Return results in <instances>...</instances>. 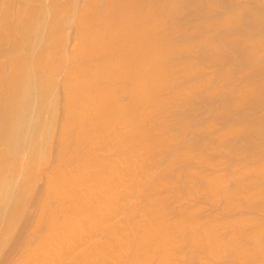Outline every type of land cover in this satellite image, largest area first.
<instances>
[{
	"label": "bare ground",
	"instance_id": "bare-ground-1",
	"mask_svg": "<svg viewBox=\"0 0 264 264\" xmlns=\"http://www.w3.org/2000/svg\"><path fill=\"white\" fill-rule=\"evenodd\" d=\"M73 1V0H71ZM68 0L67 1H63V0H0V57H5L6 59H4L6 65L8 66L9 70V74L7 76V78H4L2 75V71L1 69L3 70V68L6 66L3 65V63L0 64V67L3 65L2 68H0V126H1V129H0V211H2V215H0V231H1V225L5 228V232L3 231L2 234L4 233H8L11 229H6L9 225V223L11 224L9 227L12 226V220H13V223H14V216L16 218V216L18 215H15L16 212H18L17 210H21V200H20V197H21V191L22 190H25V188H23V181H24V178H22V175L24 174L23 170L25 168H27V172L28 170H32L33 169V166L34 163L36 160L38 161V156L36 155H39L42 153L43 155V150H44V144L47 142V137H46V134L48 135V127H50L48 123H50V121L52 120L51 117L53 116L52 115V109L54 108L53 106L55 105V97H54V85H55V82H56V78L58 77L57 72H60L58 71V68L61 69L62 68H65L66 64L70 63V60L73 59V63L76 61L78 64L76 65H73L72 63L69 65V66H72V68L68 69H61L65 72V70H68L66 71L65 73H63V75L67 74V77L64 76V78L66 77V81L64 80V83L65 85L63 84L62 86L63 89L65 90V95H66V100H65V103H66V107H67V111L65 110V112L67 113V118L66 120L64 121V124L63 127L65 128V126H67L68 128H72V126L78 128V131L79 132H76V133H79V139H78V143L79 142H83L84 140L86 141L88 139V142L89 140L91 139V137L95 138L96 140V136H100V135H95V132L98 130L102 131V132H106V131H110L109 129H111L112 125L115 123V122H118V120L120 119H125V124L126 123H129L131 122L133 127L130 126L131 128H135V131L133 129H128V131L125 133V131L127 130L128 128V124H126V130L122 133H124V146L126 145L129 149L128 151L130 152V158L131 156H134L136 154V151H138L139 153L143 152V151H139V149L141 148L142 150H144V152H146L147 154L151 155L154 154L157 150V147L159 145V140H150L148 137L149 135H152V134H147V132L149 130V126L152 125L151 124V121L153 120V117L152 115L150 116V112L149 111H153V110H159L162 106H165L166 109H169L171 108L170 106L173 105V103L176 101L175 98L178 96V97H184V96H187L185 97L186 101H187V98H188V94L186 93V91L184 90H180L178 89V86H181V85H178L179 82H178V75L177 73L175 72V70H172L174 67L170 68V63H169V57L172 53V46L170 44V40L168 38V35L167 33H165L164 31L160 32L161 30V26L166 22V21H170V11H168L169 14H167V8H168V5L169 7L171 5L174 4V2L176 3V0H172L171 1V5L168 4L167 7H165L164 5H162V2L161 3V0H88L89 2H86L87 6H84V9L83 7H80L82 8V10H80V8L78 7L77 10L79 11H82L79 15H78V12H76V7L74 2L76 0L73 1V3ZM87 1V0H86ZM205 1V4H209L210 6L213 5L214 1L215 0H204ZM202 1V2H204ZM226 1V0H224ZM77 2V1H76ZM178 2V1H177ZM184 2V0H183ZM199 2V1H198ZM201 2V3H202ZM70 3V4H69ZM72 3V5H71ZM186 3V1L184 2ZM183 3V5H184ZM69 4V5H68ZM84 3V5H86ZM176 4H180L182 5L181 1L179 3H176ZM197 4V3H196ZM203 4V3H202ZM77 5V3H76ZM175 5V4H174ZM83 6V5H82ZM185 6V5H184ZM183 6V8H184ZM174 7V6H173ZM178 7V6H176ZM182 7V6H181ZM75 8V9H73ZM172 8V7H171ZM186 8V7H185ZM215 8V7H214ZM75 10V14L73 10ZM179 9V8H178ZM176 9V11L178 10ZM73 11V13H72ZM183 11V10H182ZM174 13V12H172ZM178 13V11H177ZM74 15H77V16H74ZM172 15V14H171ZM176 15V14H175ZM180 15V14H179ZM234 15V14H233ZM242 15V14H241ZM240 15V16H241ZM252 25H250L251 29L250 30H256V31H262L264 32V15H258V14H252ZM73 16V17H72ZM177 16V15H176ZM236 15H234L235 17ZM173 17V16H171ZM233 16L229 18H227L226 20H223L224 21V27L225 26H228L231 22H233L234 18ZM75 18V20H74ZM177 18V17H175ZM174 18V19H175ZM238 19V18H237ZM236 19V20H237ZM177 20V19H176ZM173 21V19H172ZM222 21V22H223ZM72 22H74L75 25H73L74 27L76 26V28H74L75 32H76V41H78V45L76 44V50L75 52H72L69 54V56H66V48L63 47L64 46V38L66 37L65 33H64V30L65 28L67 27L68 28V24H73ZM171 22V21H170ZM174 22V21H173ZM168 23V22H167ZM172 23V22H171ZM170 23V25H171ZM69 24V25H70ZM178 24V23H177ZM182 24V23H181ZM206 24V23H205ZM166 25V24H165ZM179 25V24H178ZM193 25V24H192ZM72 26V27H73ZM169 26V25H168ZM176 26V25H175ZM71 28V26H69ZM164 27V25H163ZM188 27V26H187ZM160 28V29H159ZM167 28V27H166ZM173 28V27H171ZM186 28V27H185ZM191 28V27H190ZM195 28V27H194ZM197 28V27H196ZM200 28V27H199ZM205 28V27H204ZM168 29V28H167ZM189 29V28H188ZM208 29V28H207ZM67 30V29H66ZM65 30V31H66ZM69 30V28H68ZM71 30V29H70ZM164 30V29H163ZM173 30V29H172ZM187 30V29H186ZM185 30V31H186ZM198 30V29H197ZM201 30V29H200ZM166 31V30H165ZM174 31V30H173ZM191 31V30H190ZM239 31V30H238ZM167 32V31H166ZM170 32H171V29H170ZM237 31H235L236 33ZM67 33V32H66ZM169 33V32H168ZM189 33V32H188ZM243 33V32H241ZM185 35H187L185 32L183 33ZM189 35V34H188ZM240 35V34H239ZM238 35V36H239ZM65 36V37H64ZM68 36V35H67ZM171 36V34H170ZM184 36V35H182ZM213 36V35H212ZM74 37V38H75ZM180 37V36H179ZM174 38V36H173ZM178 38V37H177ZM186 38V37H185ZM184 38V40H185ZM204 38V36L202 37ZM208 38V35L207 37H205V39ZM172 39V38H170ZM180 39V38H179ZM175 41V42H178V40ZM213 39V38H211ZM67 40V39H66ZM65 40V42H66ZM183 40V41H184ZM208 40V39H207ZM73 41V39H72ZM182 41V40H181ZM198 41V40H197ZM210 41V40H209ZM209 41H205L204 43V49L207 51V52H210L211 50L215 49V46L213 45L212 42H209ZM249 41V40H248ZM203 42V40L201 41ZM173 43V41H172ZM187 43V42H185ZM196 43V42H195ZM66 44V43H65ZM176 44V43H174ZM173 44V46H174ZM198 44V43H197ZM216 44V43H215ZM177 45V44H176ZM224 45L228 48V49H231L233 50L232 51V59H236L237 61L236 62H240L239 63V66H243V67H246V66H258L261 65V61L258 60L260 58H258V50L255 46H264V39H259V38H255V39H252L251 42H246L245 43V46L243 48H240L238 45H235V43H224ZM66 46V45H65ZM180 46V45H179ZM185 46V45H184ZM197 46V45H196ZM202 46V44H201ZM176 47V46H174ZM181 47V46H180ZM194 47V46H193ZM65 48V49H64ZM179 48V47H178ZM183 49H179V51L183 50V51H186L184 49V47H182ZM200 48V47H199ZM264 48V47H262ZM198 49V48H197ZM202 49V48H201ZM202 49V50H204ZM217 49V48H216ZM257 51H256V50ZM64 50H65V53H64ZM176 51V50H175ZM178 51V50H177ZM182 51V53H183ZM193 51V50H192ZM215 51V50H214ZM187 52V51H186ZM190 52V51H189ZM188 52V53H189ZM204 52V51H202ZM69 53V52H68ZM176 53V52H175ZM206 53V52H205ZM215 53V52H214ZM66 54V55H65ZM173 54V53H172ZM192 54V53H191ZM210 54V53H209ZM180 55V54H179ZM215 55V54H213ZM222 55V54H221ZM172 56V55H171ZM178 56V55H177ZM201 56V55H200ZM209 56V55H207ZM68 57L69 60L67 59ZM211 57V56H210ZM80 58V63L79 61H77L76 59ZM83 58V60L81 59ZM172 58V57H171ZM179 58V57H178ZM207 59H209L208 57H206ZM1 59V58H0ZM187 59V58H186ZM204 59V58H203ZM213 57H211L210 60H212ZM66 60H68L66 63ZM172 60V59H171ZM185 60V58H184ZM189 60V58H188ZM82 61V62H81ZM190 61V60H189ZM175 62V61H174ZM182 62V61H181ZM4 63V64H5ZM66 63V64H65ZM184 63V62H183ZM223 63V62H222ZM258 63V64H257ZM192 64V62L190 63ZM66 65V66H64ZM173 65V64H172ZM182 65V64H181ZM184 65V64H183ZM64 66V67H63ZM68 66V67H69ZM174 66V65H173ZM194 65H192L193 67ZM186 67V66H185ZM188 67V68H187ZM186 68H183V70L180 72L181 73V76H189L190 74H194L193 71H196L194 68H189V64L187 65ZM195 67V66H194ZM198 68V67H197ZM59 69V70H60ZM202 69V68H201ZM209 69V68H208ZM181 70V69H180ZM179 71V70H178ZM199 71V69L197 70ZM201 72V71H200ZM213 72V71H212ZM205 73V72H204ZM189 74V75H188ZM197 75V74H196ZM6 76V75H5ZM185 76V77H186ZM193 76V75H191ZM201 76V75H200ZM190 77V76H189ZM199 77V76H198ZM202 77V76H201ZM195 78V77H193ZM187 80V79H185ZM203 80V79H202ZM198 81V80H197ZM207 81V80H206ZM178 82V83H177ZM182 82V81H181ZM57 83V82H56ZM185 83V82H183ZM193 82H191L192 84ZM195 83V82H194ZM204 84V83H203ZM183 85V84H182ZM188 85V84H187ZM260 85V86H259ZM258 85V88H255L253 90L251 89H248L249 91H251V94L255 95L254 93H257L258 97L260 96V99L262 97H264V83H260ZM203 86V85H202ZM183 87V86H182ZM190 87V86H188ZM180 88V87H179ZM199 88V87H198ZM197 88V89H198ZM59 89V88H58ZM201 89V88H200ZM207 89V88H206ZM57 90V89H56ZM60 90V89H59ZM62 90V89H61ZM180 91V92H179ZM248 91V92H249ZM57 92V91H56ZM188 92V91H187ZM61 93V92H60ZM127 95L128 99H127V102L126 103H122L120 102V99L119 96L120 95ZM64 95V94H63ZM190 95V94H189ZM262 96V97H261ZM126 97V96H125ZM197 97V96H196ZM212 97V96H211ZM228 96H225L224 97V104H228ZM179 98V99H180ZM214 98V97H213ZM221 98V97H220ZM123 99H125L123 97ZM177 99V98H176ZM183 99V98H182ZM257 99V98H256ZM175 100V101H174ZM217 100V99H216ZM230 100V99H229ZM123 101V100H121ZM178 101V99H177ZM185 101V100H184ZM192 101V100H191ZM223 101V99H222ZM228 101V102H227ZM256 102L258 100H255ZM182 102V101H181ZM255 102V103H256ZM60 103V102H59ZM232 103V102H231ZM235 103V102H234ZM253 103V104H255ZM262 103V101H261ZM182 104V103H181ZM257 104V103H256ZM260 104V103H259ZM178 105V104H176ZM191 105V104H189ZM230 105L232 108H239L237 105L235 104H228ZM175 106V105H174ZM173 106V107H174ZM229 106V107H230ZM255 106V105H254ZM62 107V106H61ZM64 107V106H63ZM165 107H162L165 109ZM58 108V107H57ZM65 109V108H64ZM181 109V108H180ZM185 109V108H184ZM177 110V109H176ZM161 111V109H160ZM159 111V113H160ZM167 111V110H166ZM164 111V112H166ZM171 111V110H169ZM183 111V110H182ZM239 111V110H238ZM62 112V111H61ZM163 112V110H162ZM161 112V113H162ZM163 112V113H164ZM172 112V111H171ZM184 112V111H183ZM181 112V113H183ZM152 113V112H151ZM160 113V114H161ZM169 113V112H168ZM176 113V112H175ZM178 113V112H177ZM180 113V111H179ZM55 114V113H54ZM155 114H157L155 112ZM167 114V113H166ZM66 115V114H65ZM64 115V116H65ZM63 116V115H62ZM155 116V115H154ZM165 116V115H164ZM175 116H178L175 115ZM50 117V119H49ZM157 117V116H156ZM172 117V116H171ZM183 117V116H182ZM155 118V117H154ZM159 118V117H158ZM161 118V117H160ZM170 118V116H169ZM168 119V118H167ZM171 119V118H170ZM49 120V121H48ZM54 120V119H53ZM157 120V118H156ZM155 120V121H156ZM164 120V119H163ZM61 121V120H60ZM61 121V122H63ZM162 121V120H161ZM168 121H171V120H168ZM52 122V121H51ZM56 122V121H55ZM89 123L90 125V128L86 127L85 126V123ZM160 122V121H159ZM158 122V123H159ZM175 122V121H174ZM257 122H260L259 126L256 127H252V129H249V130H252L250 131L251 132V135L253 136H248V137H241V139H238V144L236 145V147L238 146V149L240 152V156H241V160L242 161L241 163H243L245 165V162L247 160V163L248 161L251 162L250 159H253L254 156H252L253 154L254 155H257V153L255 154V151L254 150V146H253V143L251 144L248 140L249 138L251 137H254L256 136L257 138H264V117H262V120L260 119L259 121ZM256 122V123H257ZM119 123V122H118ZM130 123V125H131ZM157 123V121H156ZM171 123V122H170ZM117 125V123H115ZM180 124V123H179ZM242 124V123H241ZM253 124V123H252ZM115 125V126H116ZM122 125V124H121ZM154 125V124H153ZM247 125V124H246ZM166 126V125H165ZM164 126V127H165ZM168 126V125H167ZM66 127V128H67ZM117 127V126H116ZM124 128V126H122ZM129 127V128H130ZM159 127V126H158ZM172 127V126H171ZM180 127V126H179ZM51 128V127H50ZM60 128V127H59ZM86 128L88 130H86ZM161 128V126H160ZM47 129V130H46ZM90 129V131H89ZM113 129V128H112ZM166 129V128H165ZM247 129V130H248ZM66 130V129H65ZM64 130V133L66 134ZM74 130V129H73ZM117 130V129H115ZM124 130V129H123ZM153 131V129H151ZM160 130V129H159ZM167 130V129H166ZM172 130V129H171ZM183 130V129H182ZM181 130V131H182ZM68 131V130H66ZM71 131V130H70ZM68 131V132H70ZM77 131V130H76ZM112 131V130H111ZM130 131H133L135 133H132ZM243 131V130H242ZM52 132H53V129H52ZM51 132V133H52ZM60 133V131H58ZM63 132V131H61ZM101 132V133H102ZM116 132V131H115ZM148 132V133H149ZM163 131L161 130V133ZM167 132V131H166ZM169 132V130H168ZM171 132V131H170ZM233 132V131H232ZM240 132V131H239ZM244 132V131H243ZM72 133V132H71ZM98 133V132H97ZM122 133H121V136H122ZM245 133V132H244ZM50 134V132H49ZM53 134V133H52ZM68 134V133H67ZM70 134V133H69ZM160 134V133H159ZM168 134V133H167ZM105 135V134H103ZM102 135V136H103ZM109 135V134H108ZM164 135V134H163ZM173 135V134H172ZM227 135V134H226ZM239 135V134H238ZM245 136H247L246 134H244ZM243 135V136H244ZM249 135V134H248ZM61 136V135H60ZM70 136V135H69ZM113 136V135H112ZM118 136V135H116ZM154 136V134H153ZM158 136V135H156ZM50 137V136H49ZM62 137H64L62 135ZM74 138V135L72 136ZM106 137V135H105ZM160 137V136H159ZM178 137V136H177ZM235 137V136H234ZM46 138V139H45ZM77 138V137H76ZM75 138V139H76ZM152 138V137H150ZM163 138V136H162ZM168 138V137H166ZM230 138V137H229ZM44 139L46 142H44ZM66 139V138H65ZM68 139V138H67ZM71 139V138H69ZM98 139V138H97ZM100 139V138H99ZM102 139V137H101ZM113 139V138H112ZM116 139V138H114ZM119 139H121V137H119ZM123 139V138H122ZM121 139V140H122ZM155 139V138H154ZM159 139V138H158ZM161 139V138H160ZM222 139V138H221ZM63 140V139H62ZM73 140V139H72ZM93 140V139H91ZM93 140V141H95ZM109 140V139H108ZM119 140V142L121 141ZM138 140L137 142V148L138 150H136V145H133L134 142ZM163 139H161L160 141H162ZM166 140H169V139H166ZM165 140V141H166ZM176 140V139H175ZM227 140V139H226ZM65 141V140H63ZM77 142V140H75ZM74 141V142H75ZM84 141V142H85ZM97 141V140H96ZM113 141V140H112ZM171 141H173L171 139ZM182 141V140H181ZM215 141V140H214ZM44 142V143H43ZM62 142V141H61ZM72 142V141H71ZM87 142V141H86ZM118 142V143H119ZM123 142V141H122ZM191 142V141H190ZM216 142V141H215ZM233 142V140H232ZM232 142H231V145H232ZM262 142V140H261ZM43 143V145H42ZM63 143V142H62ZM91 143V142H90ZM98 143V142H97ZM101 143V142H100ZM111 143V142H110ZM214 143V142H213ZM68 144V143H67ZM77 144V143H76ZM82 144V143H81ZM88 145V143H85ZM92 144V143H91ZM90 144V145H91ZM113 144V143H112ZM121 143V145H123ZM136 144V143H135ZM164 145V143H161V145ZM174 144V143H173ZM176 144V143H175ZM72 145H74L72 143ZM80 145V144H78ZM116 145V144H115ZM196 145V144H195ZM198 145V144H197ZM200 145V144H199ZM214 145V144H213ZM217 145V144H216ZM261 145V144H260ZM259 145V147H260ZM43 148V150L40 152V148ZM46 146V145H45ZM50 146V145H49ZM65 146V144H64ZM93 146V145H92ZM98 146V145H97ZM108 146V143L107 145L105 146V148H107ZM111 146V145H110ZM175 146V145H173ZM173 146H170L171 149ZM183 146V145H182ZM190 146V145H189ZM193 146V145H192ZM202 146V145H201ZM70 147V146H69ZM76 147V146H74ZM90 147V146H89ZM104 147V146H103ZM118 147V146H117ZM161 147V146H160ZM230 147V146H229ZM236 147H235V150L233 149L232 152L236 151ZM262 148H264V146L261 145ZM41 148V149H42ZM59 147H57V150H58ZM60 148L62 149V147L60 146ZM79 148V147H78ZM96 148V147H95ZM98 148V147H97ZM96 148V149H97ZM100 148V147H99ZM102 148V147H101ZM110 148V147H109ZM115 148V147H114ZM162 148V147H161ZM234 148V147H233ZM64 149V148H63ZM62 149V150H63ZM66 149V148H65ZM73 149V147H72ZM80 149V148H79ZM82 149V147H81ZM86 149V148H85ZM90 150V148H88ZM113 149V147H112ZM111 149V150H112ZM121 149V148H120ZM170 149V148H169ZM180 149V148H179ZM237 149V150H238ZM69 150V148H68ZM67 150V151H68ZM83 150V149H82ZM81 150V151H82ZM100 150V149H99ZM103 150V149H102ZM124 150V149H123ZM186 150V149H185ZM208 150V149H206ZM219 150V149H218ZM221 150V149H220ZM226 150V149H225ZM241 150V151H240ZM73 151V150H72ZM80 151V150H79ZM86 151V150H85ZM91 151V150H90ZM97 151V150H96ZM107 151V150H106ZM164 151V150H163ZM180 151V150H179ZM197 151V150H196ZM231 151V150H230ZM254 151V152H253ZM38 152H40L38 154ZM46 152V151H45ZM59 152H60V149H59ZM59 152L57 153L59 155ZM64 152V151H63ZM61 154V156L63 154H65V152ZM88 152V151H87ZM94 152V151H92ZM109 152V151H108ZM113 152V151H112ZM143 152V153H144ZM159 152V151H158ZM171 152V150H170ZM173 152V153H172ZM172 154H175L174 151L172 150ZM257 152V151H256ZM68 153V152H67ZM66 153V154H67ZM77 153V152H75ZM105 153V152H104ZM120 153V152H119ZM146 153L145 156H146ZM184 153V152H183ZM192 153V152H191ZM228 153V152H227ZM259 153V152H258ZM48 154V153H46ZM56 154V155H57ZM65 154V155H66ZM69 154V153H68ZM99 154V153H98ZM111 154V153H110ZM123 154V153H122ZM129 154L128 155V158H129ZM161 154V153H159ZM163 154V153H162ZM232 154V153H231ZM238 154V153H236ZM234 153L233 156H236V159H237V155ZM239 154H238V158H239ZM57 155V158H59V156ZM65 155L63 156L62 159L65 158ZM72 155V154H71ZM74 155V154H73ZM90 155V154H89ZM96 155V154H95ZM93 155V156H95ZM102 155V154H101ZM125 155V153H124ZM137 155L138 153L135 155L136 158H137ZM141 155V154H140ZM138 155V156H140ZM169 155L171 156V154L169 153ZM252 158H251V156ZM259 155V154H258ZM257 155V156H258ZM79 156V155H78ZM114 158H115V155H113ZM134 156V158H135ZM142 156V155H141ZM164 156V155H163ZM174 156V155H173ZM176 156V154H175ZM178 156V155H177ZM196 156V155H195ZM194 156V158H195ZM250 156V158H249ZM262 156H264V153H262ZM262 156L260 155V159L262 158ZM38 158V159H35ZM42 158V156H41ZM75 156H73V160H74ZM88 158V156H87ZM85 159L84 160H79L81 161L80 164H77L76 166V176L78 178H80L82 181L86 182V178H87V181L88 179L91 177L92 175V179H93V176H94V179H98V182L100 183L101 186H104L105 189H106V186H108L109 183H111V178L113 173H112V170L110 169L108 171V173H104L105 174V178H103L102 176H100V172L101 169L104 167V164H103V167L100 169V172H98L97 170H94L95 169V166H96V169L99 168V166L97 167V163L95 161L92 162V159H91V156H89V160L88 159ZM100 158H102V156H100ZM103 158L106 159V156H103ZM108 158H109V155H108ZM107 158V159H108ZM123 158V156H122ZM135 158V159H136ZM162 158V156H161ZM184 158V156H183ZM186 158V156H185ZM184 158V159H185ZM198 158V156H197ZM211 158V156H210ZM259 158V156H258ZM47 159V158H46ZM77 159V158H76ZM106 159V160H107ZM112 159V158H111ZM110 159V160H111ZM121 159V158H120ZM124 159V158H123ZM149 159V158H148ZM151 160L153 158H150ZM149 159V160H150ZM165 159H166V156H165ZM182 159V156L181 158ZM200 159V158H199ZM207 158H205L206 160ZM232 159V158H231ZM259 159V160H260ZM35 160V161H34ZM43 160V159H42ZM61 160V159H60ZM66 160V161H65ZM65 160H61V162H67L68 160V163H69V160L70 159H65ZM78 160V159H77ZM91 160V161H90ZM94 160V158H93ZM101 160V159H100ZM116 160V159H115ZM118 160V159H117ZM126 160V159H125ZM147 160V158H146ZM151 160L148 162V165H150L151 163ZM169 160V159H168ZM238 160V161H239ZM257 159V162L259 161ZM55 161V160H54ZM58 161V160H57ZM72 161V160H71ZM97 161V160H96ZM109 161V159H108ZM113 161V160H112ZM111 161V162H112ZM119 161V160H118ZM134 161V160H133ZM142 162V160H140ZM144 161V160H143ZM160 161V159H159ZM164 161V160H163ZM198 161V160H197ZM203 161V160H201ZM254 161V160H252ZM64 162V163H65ZM74 162V161H72ZM78 162V161H76ZM123 162V160L121 161V163ZM132 162V161H131ZM146 162V161H145ZM162 162V161H161ZM166 162V161H165ZM174 162V161H173ZM176 162V161H175ZM180 162V161H179ZM193 162V161H192ZM233 162V161H232ZM256 162V156H255V162L254 163H257ZM261 164L257 163L258 166L256 165V167H254V169H251V171L253 172L252 174H254V176H258L260 175L261 177L264 176V159H262L261 161H259ZM48 163V162H47ZM66 163V164H68ZM90 164V167L89 169H93L92 171L88 170L87 168L89 167L88 164ZM96 165H95V164ZM117 163V162H115ZM127 163V162H126ZM150 163V164H149ZM160 163V162H159ZM194 163V162H193ZM246 163V164H247ZM23 164H26V165H31V166H28L26 167V165H23ZM57 164V163H56ZM70 164V163H69ZM93 164V165H92ZM105 164H106V161H105ZM108 164V163H107ZM119 164V163H118ZM123 164H125L123 162ZM129 165V163H127ZM131 164V163H130ZM135 164V163H134ZM154 164V163H153ZM164 164V163H163ZM172 164V163H170ZM177 164V163H175ZM180 164V163H178ZM183 164V163H182ZM189 164V163H188ZM187 164V165H188ZM243 164H241L240 166H242ZM79 165V166H78ZM87 165V166H86ZM102 165V164H100ZM126 165V166H128ZM145 165V164H143ZM147 165V164H146ZM160 165V164H159ZM167 165V164H166ZM185 165V164H184ZM237 165V166H236ZM239 164H235L236 167L239 168L238 166ZM243 165V166H244ZM35 166V165H34ZM38 165H36L37 167ZM42 166V165H41ZM161 166V165H160ZM175 166V165H174ZM191 166V165H190ZM198 166V165H197ZM246 166V165H245ZM39 167V166H38ZM55 167V166H54ZM61 167V165H60ZM73 167V166H72ZM93 167V168H92ZM109 167V166H108ZM117 167V166H116ZM122 167H125V166H121L119 168H121L122 170L124 168ZM140 167V166H139ZM147 167V166H146ZM150 167V166H148ZM166 167V166H165ZM182 167V166H181ZM62 168H64L62 166ZM70 168V167H69ZM105 168V167H104ZM132 168V167H131ZM153 168V167H152ZM232 168V167H231ZM235 168V167H233ZM232 168V169H233ZM244 168H246L245 170H243ZM242 167L241 171H246L248 169V167ZM61 169V168H60ZM71 169V168H70ZM120 169V170H121ZM126 170H128L126 167H125ZM134 169V168H133ZM139 169V168H138ZM145 170V167L142 168ZM141 169V170H142ZM148 169V168H147ZM167 169H170L169 166L167 167ZM166 169V170H167ZM176 169V168H175ZM183 169V168H182ZM190 169V167H189ZM194 170V168H192ZM231 169V172H233ZM237 169V168H236ZM26 170V169H25ZM24 170V171H25ZM29 170V171H30ZM87 170V171H86ZM136 170V169H135ZM165 170V169H164ZM163 170V171H164ZM207 170V169H206ZM235 170V169H233ZM238 170V169H237ZM42 171V170H41ZM53 171V170H52ZM58 171V170H56ZM73 171V173L75 172ZM90 171V172H88ZM131 171V170H130ZM174 171V169H173ZM197 171V170H196ZM240 171V170H239ZM242 171V172H243ZM248 171L247 170V174H248ZM250 171V173H251ZM26 172V174H27ZM32 172H35V170H33ZM31 172V173H32ZM55 172V171H54ZM66 171L62 172L63 174L65 173ZM115 172V171H113ZM133 171H131V173H133ZM146 171H144L145 173ZM159 172V171H158ZM175 172V171H174ZM173 172V173H174ZM181 172V171H180ZM185 172V171H184ZM195 172V171H194ZM194 172H190L188 175H194L192 173ZM242 172H240V174H242ZM41 173V172H40ZM49 173V172H48ZM57 173V172H56ZM71 172H69V175H70ZM89 173V174H88ZM126 173V171L124 172ZM129 173V172H128ZM142 173V171H141ZM143 173V174H144ZM161 173V171H160ZM168 173V172H167ZM171 173V171H170ZM198 173V172H197ZM249 173V174H250ZM256 173V175H255ZM137 174V173H136ZM154 174V173H153ZM153 174L151 177H153ZM178 174V173H177ZM199 174V173H198ZM205 174V173H204ZM212 174V173H211ZM210 174V175H211ZM232 174V173H231ZM235 174V173H234ZM239 174V172L237 173L238 176L241 177V175ZM251 174V175H252ZM65 175H68V172L67 174L65 173ZM88 175L90 176L88 178ZM147 175V173H146ZM197 175V174H196ZM214 175V174H213ZM212 175V176H213ZM220 175V174H219ZM230 175V174H229ZM244 175V173H243ZM242 175V177L246 180H249L248 178H245L244 176ZM24 176V175H23ZM27 176V175H25ZM33 177V174L30 175ZM37 176V175H36ZM133 176H136V175H133ZM142 176V175H141ZM145 176V175H144ZM163 176V175H162ZM181 176V175H180ZM232 176V175H231ZM236 176V175H235ZM236 176V177H238ZM253 176V175H252ZM251 176L252 179H254L253 177ZM256 176V177H257ZM260 176H258V178H260ZM31 177V178H32ZM54 177V176H53ZM60 177V175H59ZM70 177V176H69ZM68 177V178H69ZM72 177V176H71ZM115 177V176H114ZM129 177L131 178L132 177V174L129 175ZM150 177V176H149ZM150 177V178H151ZM175 177V176H174ZM233 177V176H232ZM235 177V178H236ZM239 177V178H240ZM241 177V178H242ZM50 178V177H49ZM62 179H59L61 180L60 181V184H55V187L57 189L58 186H60V188H62V183H63V186L65 185H68L69 183V179L68 178H65V177H61ZM121 178V177H119ZM124 178V177H123ZM128 178V177H127ZM168 178V177H167ZM170 178V177H169ZM173 178V177H172ZM179 178V177H178ZM190 178V177H189ZM220 178H222V176H220ZM220 178H216V177H210L209 179L206 178V181H205V178L204 177H201V179L203 181H205V184L206 185V189L208 191L209 194H211L210 197H213L214 199L217 198V197H222V198H225L226 196V200L228 198V200L230 199V204H225L228 208H225L227 211H232L234 207H236V205H234V201H235V195L240 191L239 189H243L244 188V191H242V193H245L244 195H242V193L239 195L238 193V198L240 199L239 201L241 203H243V200L245 202V204H247V208L248 209H255L256 210V207H257V210L258 212H264V209H261L262 205V200H264V187H259V188H255L256 190L258 189L259 192L256 190L253 189L254 192L251 193L252 191V188H250L249 186H252V184H256L257 187L259 186L257 183H252V179L250 180L251 182L248 183L247 182H244V179H240V180H237L235 181L236 179L235 178H232V179H235L234 181L237 182V186L235 184V190H233V192H237V193H232L231 190H227V187L224 188L227 184L226 183H223V182H226L224 179L225 178H222V180ZM230 178V177H229ZM249 178H250V175H249ZM264 178V177H262ZM29 179V178H28ZM40 179V178H39ZM91 178L89 180H92ZM93 179V180H94ZM116 179V177H115ZM118 179V178H117ZM134 180V178H132ZM131 179V180H132ZM137 179V176L136 178ZM184 179V178H183ZM186 179V178H185ZM200 179V178H199ZM230 179V180H232ZM23 180V181H21ZM51 180V179H49ZM59 180H56L57 182ZM71 180V179H70ZM92 180V181H93ZM160 180H163V179H160ZM228 180V179H227ZM258 180H262V179H258ZM55 181V182H56ZM118 181V180H117ZM136 181V180H135ZM151 181V180H150ZM181 181V180H180ZM183 181V180H182ZM187 181V180H186ZM190 181H191V178H190ZM229 181V180H228ZM227 181V182H228ZM23 182V183H22ZM26 182V181H25ZM32 182V181H31ZM44 182V181H43ZM53 182V183H55ZM56 182V183H57ZM75 182V181H74ZM79 182V181H78ZM84 182H83V185H84ZM90 181L87 182V184L89 183ZM95 182V181H94ZM113 182V180H112ZM131 182V181H130ZM142 182V181H141ZM162 182H165L162 181ZM162 182L160 183L159 181H157V186L158 185H162ZM173 182V181H172ZM189 182V180H188ZM193 181L189 182L188 184L191 185ZM197 182V181H196ZM234 182V183H235ZM255 182V181H254ZM262 182H264V180H262ZM45 183V182H44ZM47 183V182H46ZM51 183V182H50ZM120 183V182H119ZM132 183H137V182H132ZM130 183V184H132ZM143 183V182H142ZM155 183V184H156ZM160 183V184H159ZM167 183V181H166ZM252 183V184H251ZM27 184V183H26ZM29 184V183H28ZM48 184V183H47ZM73 184V183H71ZM82 184V183H81ZM85 184L87 187L88 185ZM93 184V183H91ZM151 184V183H150ZM170 184V183H169ZM167 184V185H169ZM179 184V183H178ZM182 184V183H181ZM180 184V185H181ZM187 184V185H188ZM202 184V183H201ZM225 184V186H224ZM250 184V185H249ZM52 185L54 184H51V187H47V192H48V189H50L51 191V188ZM90 185V184H89ZM118 185V184H117ZM136 184H134L135 186ZM154 184H152L153 186ZM171 185V184H170ZM188 185V186H189ZM261 185V184H260ZM26 186V185H25ZM33 186V185H32ZM94 186V185H93ZM100 186V187H101ZM120 186V185H119ZM126 186V185H125ZM156 186V185H155ZM185 186V185H184ZM183 186V187H184ZM197 186V185H196ZM264 186V185H262ZM30 187V186H29ZM45 187V186H44ZM71 187V185H70ZM70 187H63L66 194L63 193L64 190H63V194L66 195L63 196L61 195L62 197H65V199L68 197V199H73L72 201H70L72 204L75 203L77 205V209L76 211H74L73 213H75V216H82V214H84L85 212H88L90 214V216H92L93 220H102L104 219L107 214L110 215L109 211H110V208H108L107 206L108 205H105L104 208H99L97 205H95L93 199V195L96 194H92L90 192V190H86L88 191L87 195H90L91 197L88 198V196H85V197H80V198H74L72 197L71 195H67V191L70 189ZM111 187V186H110ZM109 187V188H110ZM116 187V185H115ZM145 187V186H143ZM142 187V189H143ZM194 187V186H193ZM229 187V186H228ZM249 187V189L251 190H247ZM253 187V186H252ZM23 188V189H22ZM27 188V187H26ZM59 188V187H58ZM62 188V189H63ZM68 188V189H67ZM71 188H74V185H72ZM90 188V187H89ZM120 188V187H119ZM160 188V187H159ZM179 188V186H178ZM247 188V189H246ZM86 189V188H85ZM102 189V188H101ZM103 189V192L104 190ZM127 189L128 191H125V195L127 196L126 192H130L131 190L128 188H125ZM199 189V188H198ZM197 189V190H198ZM201 189V188H200ZM230 189V187H229ZM28 190V189H27ZM54 190V193H57L59 192V194H54L53 191H51V195L50 193L48 192V196L52 199L54 197H56L57 195L59 196L60 195V192L62 191H55V189H52ZM76 190V189H75ZM79 190V189H78ZM118 190V189H117ZM130 190V191H129ZM136 190V189H135ZM149 190V189H148ZM156 190V189H155ZM164 190V189H163ZM178 190V189H176ZM193 190V188H192ZM70 191V190H69ZM68 191V192H69ZM102 191V190H101ZM100 191V193H101ZM106 191V190H105ZM116 191V190H114ZM120 191V190H119ZM122 191V190H121ZM140 191V190H139ZM150 191V190H149ZM152 191V189H151ZM160 191V190H159ZM171 191V190H170ZM175 191V189H174ZM172 191V192H174ZM179 191V190H178ZM176 191V192H178ZM200 191V190H199ZM228 191L229 192V195H228ZM250 191V193H249ZM74 192V190H73ZM81 192V191H80ZM118 192V191H117ZM116 192V193H117ZM141 192V191H140ZM146 192V191H144ZM153 192V191H152ZM163 192V191H162ZM166 192V191H165ZM171 192V193H172ZM196 192V190L194 191ZM248 192V193H246ZM17 193V195H16ZM21 193V194H20ZM24 193V191H23ZM30 193V192H29ZM46 192L44 191V194ZM75 193V192H74ZM114 193V192H113ZM120 193V192H118ZM131 193V192H130ZM180 193V192H179ZM32 194V192H31ZM47 194V193H46ZM86 194V193H84ZM102 194V193H101ZM107 194V193H106ZM105 196H108L106 195ZM141 194V193H140ZM149 194V192H148ZM147 194V195H148ZM155 194V193H154ZM164 194V193H163ZM193 194V193H192ZM204 194V193H203ZM231 194L233 196H231ZM30 195V194H29ZM56 195V196H55ZM81 195V194H80ZM146 195V194H145ZM172 195V194H171ZM183 195V194H182ZM206 195V194H205ZM220 195V196H219ZM225 195V196H224ZM246 195V196H245ZM17 196V197H16ZM20 196V197H19ZM24 196V194H23ZM54 196V197H52ZM57 196V197H58ZM59 197L57 198L56 200H58L59 202L61 201V199H64L62 197ZM104 196V195H103ZM150 196V195H149ZM168 196V195H166ZM203 196V195H202ZM224 196V197H223ZM237 196V195H236ZM239 196H242V197H239ZM244 196V198H243ZM13 197H15V199H17L19 197V203H20V206H18V203L15 204L16 206L18 207H15V210L16 212L14 211V208L12 207V209H9L11 205V203H13V201L15 202V200H13ZM37 197V196H36ZM47 197V195L45 196ZM48 197V198H49ZM97 197V196H96ZM101 197V196H100ZM111 197V196H110ZM136 197H137V194H136ZM141 197V196H140ZM148 197V196H147ZM157 197V196H156ZM164 197V196H163ZM207 197V196H206ZM231 197H234L231 198ZM49 198V199H50ZM109 197H107V200H108ZM119 198V197H118ZM154 198V197H153ZM237 198V199H238ZM48 199V200H49ZM97 199V198H96ZM95 199V201H96ZM105 200V198H103ZM114 199V198H113ZM117 199V198H116ZM132 199V198H131ZM141 199V198H140ZM155 199H158V198H155ZM159 199H160V196H159ZM200 199V198H199ZM233 201H232V200ZM236 199V200H237ZM243 199V200H242ZM257 201H256V200ZM261 199V201L259 200ZM13 200V201H12ZM47 200V198H46ZM55 200V199H53ZM112 200V199H111ZM110 200V201H111ZM153 200V199H152ZM17 201V200H16ZM23 201V200H22ZM28 201V199H27ZM39 201V200H38ZM100 201V200H99ZM109 201V200H108ZM109 201V203H110ZM113 201V200H112ZM148 201V200H147ZM147 201H145V204L147 203ZM156 201V200H154ZM160 200H157L156 203L158 204ZM168 201V199H167ZM210 201H212L210 199ZM260 203L261 202V206L260 205H257L256 203ZM260 201V202H258ZM37 202V201H36ZM44 202V201H43ZM50 202V201H49ZM62 202V201H61ZM69 202V201H68ZM125 202H126V199H125ZM135 202V201H134ZM175 202V201H174ZM208 202V200H207ZM225 202V201H224ZM233 202V203H231ZM254 202V203H252ZM94 203V204H93ZM123 203V202H122ZM150 203V204H149ZM149 205H147L148 209L146 208V215L143 213V215L145 216V218L147 220H144L146 221L145 225L146 227L144 228V231L142 232V234L139 236L141 237V239H137V246L135 244V242L133 243L135 246H136V249H135V246H134V250H133V253L134 255L131 256L130 260H129V264H148L150 263L154 258H155V255H158L159 253V260L156 264H175L172 260H174L175 262L176 261V257H175V253L176 251H174V248L177 244V240H178V237H177V240L175 239L177 236L176 234L178 233L179 235H181V237L183 236L184 237V232L187 231V233H185V236H187L188 233H192L191 234V237L190 235L188 236V238L190 237V241L188 239V241L190 242V244L192 245L193 248L197 247V248H207L209 251L208 254H212L211 256L213 257H220L222 256L221 254L223 253L222 251H224L226 253V251L228 250L230 254H234V260L237 258L239 260H242L244 259V262L242 263V261L240 262V264H247L245 262H247L246 260H248V262H252L254 264H262V260L260 261V259H264V223H262V225L260 226V223L262 222V220H264V217H261V221L260 220H257L256 222V218L254 219V221L250 222V220H253V218H244V219H238V220H242V221H238L241 222V225L245 224L244 226H241V227H238L237 229V232H236V226L234 228V232L235 234L229 236V237H225V238H221V234L219 235L220 231L219 229L217 228H221V226H219L220 224H215V226H213L214 224L213 223H208V224H204V225H198L196 226L197 224H195L194 222H191L193 221V219H191V216L190 215H187V216H184L185 217V220H182L181 218H183V216L180 218V219H175L176 221H174V219H170L168 217H166V213H162L164 210L160 209L161 208V205L162 203H159L158 205L160 207L157 206V204L155 205L154 202L150 201ZM152 203V204H151ZM176 203V202H175ZM174 203V204H175ZM192 203V202H191ZM25 204V203H24ZM59 204V203H58ZM69 204V203H67ZM105 204H107V202H105ZM111 204V203H110ZM166 204V203H165ZM189 204V203H188ZM197 204V203H196ZM200 204V203H199ZM237 204V203H236ZM253 204V206L251 205ZM255 204V206H254ZM28 205V204H27ZM52 205V204H51ZM63 205V204H61ZM138 205V204H137ZM155 205V206H154ZM183 205V204H182ZM203 205V204H202ZM206 205V204H205ZM251 205V206H250ZM47 205L43 203V208L45 210V208ZM67 206V205H65ZM113 206V205H112ZM157 206V207H156ZM187 206V205H186ZM192 206V205H191ZM208 206V205H207ZM234 206L232 209L231 207ZM243 206V205H241ZM28 207V206H27ZM58 207V206H57ZM56 207V208H57ZM64 207V205H63ZM68 207V206H67ZM124 207V206H122ZM126 207V206H125ZM132 207V206H130ZM135 207V205L133 206V208ZM175 207V206H174ZM239 207V206H238ZM252 207H255V208H252ZM259 207V208H258ZM18 208V209H17ZM38 208V207H37ZM71 208V207H69ZM76 208V207H73L72 208V211L73 209ZM113 208V207H112ZM137 208V207H136ZM158 208L161 210H158ZM29 209V208H28ZM48 209V208H47ZM64 209V212L67 211L66 208H63ZM135 209V208H134ZM140 209V208H138ZM211 209V208H210ZM220 209V208H219ZM224 209V210H225ZM240 209V208H239ZM260 209V211H259ZM42 210V209H41ZM40 210V211H41ZM43 210V211H44ZM56 210V209H54ZM61 210V209H59ZM70 210V209H68ZM75 210V209H74ZM111 210H116L115 209H111ZM128 210V209H127ZM136 210V209H135ZM132 209V213L135 211ZM176 210V209H175ZM197 210V209H196ZM207 210V209H206ZM225 210V211H226ZM256 210V211H257ZM23 211V210H22ZM21 211V212H22ZM57 211V210H56ZM120 211V210H119ZM121 211H123L121 209ZM137 211V210H136ZM212 211V210H211ZM226 211V212H227ZM20 212V213H21ZM45 212V211H44ZM50 212H52L50 214ZM48 212V217L52 216L51 218H49L48 220V223L51 227L48 226V229L49 228H54L53 230H55V227H58L59 229L62 228L63 224L62 223V226H60V224L57 226L54 224V221L52 220V218H55L53 215V211H50ZM116 212V211H115ZM113 211V213H115ZM128 212V211H127ZM130 212V211H129ZM142 212V211H141ZM165 212V211H164ZM244 212V211H243ZM254 212V211H253ZM42 213V212H41ZM63 213V212H62ZM112 211H111V214H113ZM189 213V212H188ZM205 213V212H204ZM232 213V212H231ZM236 213V212H235ZM234 213V214H235ZM18 214V213H16ZM53 214V215H52ZM65 214V213H64ZM71 213H68V217L72 216L70 215ZM116 214V213H115ZM126 214V213H125ZM173 214V213H172ZM221 214V213H220ZM108 215V216H109ZM134 215V213H133ZM164 215V216H163ZM259 215V214H258ZM23 216V215H22ZM67 216V215H66ZM74 214H73V217H75ZM108 216H107V220L109 222V219H108ZM117 216V215H116ZM120 216V215H119ZM124 216V215H123ZM137 216V214H136ZM198 216V215H197ZM245 216V215H244ZM72 217V218H73ZM113 217V215L110 217V219ZM115 217V216H114ZM129 217V215H128ZM131 217V216H130ZM139 217V216H138ZM163 217H166L168 219L165 220V218ZM175 217V216H174ZM187 217V219H186ZM228 217V216H227ZM18 218V217H17ZM76 218V217H75ZM75 218L73 219V223H77V220H75ZM88 218V217H87ZM118 218V217H117ZM121 218V216H120ZM127 218V217H126ZM135 216L133 217V219L130 218V223H134L133 220H134ZM140 218V217H139ZM200 218V217H199ZM220 218V217H219ZM229 218V217H228ZM239 218H243V217H239ZM66 219V218H65ZM68 219V218H67ZM71 218H69L68 221H71L70 220ZM91 219V217H90ZM170 219V220H169ZM211 219V218H210ZM214 219V218H213ZM218 219V218H217ZM226 219V218H225ZM230 219V218H229ZM19 220V219H18ZM85 220V219H84ZM105 219V221H107ZM119 220V219H118ZM122 220V219H121ZM132 220V221H131ZM143 220V219H142ZM169 220V222H168ZM191 220V221H190ZM219 220V219H218ZM46 221V220H45ZM91 221V220H90ZM136 221V220H134ZM140 221H141V218H140ZM143 221V222H144ZM172 221V222H171ZM237 221L236 219L234 220V222L231 223V225H233L232 227H234V225L237 224ZM20 222V221H19ZM42 222V221H41ZM52 224H51V223ZM85 222V221H84ZM88 222V221H87ZM114 222V221H113ZM121 222V221H119ZM119 222H118V225L117 223H114L117 228L120 227L119 225ZM128 221H126L125 223H128ZM195 224L196 227L199 228L200 230V226H204L206 228H202V230H200V232L198 231V228L196 230V227L191 226V224ZM214 222V221H213ZM226 222V221H225ZM230 222V221H229ZM236 222V223H235ZM243 222V223H242ZM248 222H250L251 224L252 223H256L254 225L251 226V224L249 225V227L251 226L252 228H249L248 227ZM259 222V223H258ZM36 223V222H35ZM56 223V222H55ZM66 223V222H65ZM72 223V221H71ZM75 223V224H76ZM94 223H97V222H94ZM93 223V224H94ZM99 223V222H98ZM122 223V222H121ZM124 223V222H123ZM137 223H138V220H137ZM203 223V222H202ZM220 223V222H219ZM227 223V222H226ZM70 224V223H69ZM73 224V227L74 225ZM88 224V223H87ZM91 224V222H90ZM132 224V225H134ZM223 224V223H222ZM240 224V223H239ZM238 224V225H239ZM34 225H39V224H34ZM55 225V226H54ZM66 225V224H65ZM64 225V226H65ZM112 225V224H111ZM127 225V224H126ZM126 227V228H132V225L131 227ZM140 225V224H139ZM144 225V224H143ZM210 225H212L210 227ZM225 225V223H224ZM237 225V226H238ZM247 225V226H246ZM42 226V225H41ZM54 226V227H53ZM116 226H112L113 229H115L114 227ZM119 226V227H118ZM124 226H121V230H124ZM138 227V225H136ZM135 226V228H136ZM189 226V227H187ZM240 226V225H239ZM257 226V227H256ZM260 230H259V227ZM17 226H15L16 228ZM44 227V226H43ZM84 227V226H83ZM111 227V228H112ZM142 227V226H141ZM215 227V228H213ZM231 227V228H232ZM243 227V228H242ZM256 227V228H255ZM56 228V229H58ZM71 230L73 229L71 226H70ZM79 228V227H78ZM82 228V227H81ZM88 228V226H87ZM94 228V226H93ZM98 228V227H97ZM107 228V227H106ZM116 228V229H117ZM124 228V229H123ZM190 231H188L187 230ZM190 228H192L193 230H191ZM195 228V229H194ZM213 228V229H211ZM224 228V227H223ZM230 228V229H231ZM239 228H241L240 230L241 231H238ZM254 228V229H253ZM258 228V230H257ZM33 229V228H32ZM45 229V228H44ZM52 229H49L50 231ZM69 229V228H68ZM68 229L64 228L61 229L63 230L64 233H67L66 231H69ZM111 229V230H113ZM138 229V228H137ZM186 231H185V230ZM233 229V228H232ZM242 229H245L243 232ZM248 229V230H247ZM251 231H250V230ZM258 232H254L256 230ZM3 230V229H2ZM7 230H9L7 232ZM92 230V229H91ZM110 230V229H108ZM110 230V232H111ZM120 229L118 230V232L120 233L121 231ZM127 230V229H125ZM122 231L124 234L125 233H128L127 235H124L123 233L121 234V236L119 235L118 232H116V230H113L112 232L113 233H110L109 235V238L112 236L111 234H113V238H114V242L115 244L117 243L118 241V247L117 249H123L124 247L126 248L128 246V244L132 243L130 241V236L129 235V231ZM134 230V228H133ZM136 230V229H135ZM217 230L219 233H216ZM247 230V232H246ZM12 231V230H11ZM15 231V230H14ZM46 231V230H45ZM59 231V230H58ZM81 231V230H79ZM87 231V230H86ZM250 231V233H248ZM35 232V231H34ZM53 231H51L52 233ZM78 232V231H77ZM180 232V233H179ZM182 232V234H181ZM203 232V234H202ZM50 233V234H51ZM55 233V232H53ZM60 233V232H59ZM62 233V231H61ZM70 232H68L69 234ZM81 233V232H80ZM105 233H106V230H105ZM116 233V234H115ZM118 233V236L122 237L123 239H118L115 238L117 237ZM198 233V234H197ZM199 233L202 234V237ZM228 233V232H227ZM233 233V230L232 232ZM229 233V234H231ZM13 234V233H12ZM57 234V233H56ZM76 234V233H75ZM78 234V233H77ZM103 234V233H102ZM140 234V233H139ZM175 234V235H174ZM228 234V235H229ZM6 234H4L5 236ZM33 235V234H32ZM41 235V234H40ZM124 235V237L122 236ZM199 235H200V238H199ZM3 236V237H4ZM81 236V235H80ZM87 236V235H86ZM85 236V237H86ZM89 236V235H88ZM132 236V235H131ZM174 236V237H173ZM198 236V237H197ZM227 236V235H225ZM2 237V236H1ZM10 237V236H8ZM35 237V236H34ZM50 237V236H49ZM55 237V236H54ZM62 237V236H61ZM75 237V236H74ZM129 237V238H128ZM133 237V236H132ZM182 237V238H183ZM224 237V235L222 236ZM53 238V236H52ZM67 238V237H66ZM72 238V235L71 237ZM113 238H112V241L113 242ZM174 238V240H172ZM227 238V240H226ZM241 238H243L241 240ZM244 238H246V243L244 241ZM2 239V238H1ZM59 239V238H58ZM63 239V238H62ZM69 239V238H68ZM74 239V238H73ZM103 239V238H102ZM101 239V240H102ZM128 239L130 240L128 242ZM202 239H205V240H202ZM224 239V240H223ZM52 240V239H51ZM57 240V239H56ZM79 240V239H78ZM116 240V241H115ZM139 240V241H138ZM184 240V239H183ZM200 240V241H199ZM242 242H241V241ZM1 241V240H0ZM49 241V240H48ZM53 241V240H52ZM70 241V239L68 240ZM82 241V240H80ZM85 241V240H84ZM110 241V240H108ZM174 241V242H173ZM176 241V242H175ZM181 240H179V243H180ZM202 241V242H201ZM205 241H206V244H205ZM73 242V241H72ZM113 242V244H114ZM128 242V244L126 243ZM171 242H173V246L172 244H170ZM186 242V241H185ZM201 242L202 244L204 245H201ZM204 242V243H203ZM243 243L241 244V246L239 245V243ZM1 243V242H0ZM29 243V242H28ZM48 243V242H47ZM80 243V242H79ZM78 243V244H79ZM84 243V242H83ZM87 243V242H86ZM99 243V242H98ZM102 243V242H101ZM109 243V242H108ZM174 243H175V246H174ZM4 244V243H3ZM39 244V243H38ZM44 244V243H43ZM55 244V243H54ZM105 244V243H104ZM127 244V245H125ZM251 245V247H253L254 250H256V253L252 254L251 252H249V250L246 248V245ZM53 245V244H52ZM81 245V244H80ZM86 245V244H85ZM244 245V246H243ZM55 246V245H54ZM77 246V245H76ZM88 246V245H87ZM111 246V245H110ZM114 246V245H113ZM172 246V252H170V247ZM185 246V245H184ZM207 246V247H206ZM104 247V246H103ZM108 247V246H106ZM131 247V246H130ZM35 248V247H34ZM47 248V247H46ZM59 248V247H58ZM65 248V247H64ZM72 248V247H71ZM99 248V246H98ZM97 248V249H98ZM111 248V247H110ZM116 248V247H115ZM112 249V250H115ZM129 248V247H128ZM190 248V247H189ZM69 249V248H68ZM77 248H75V251H76ZM86 249V248H85ZM119 249V251H120ZM176 249V248H175ZM196 249V248H195ZM33 250V249H32ZM48 250V249H47ZM99 250V249H98ZM130 250V249H129ZM128 250V251H129ZM226 250V251H225ZM38 251V250H37ZM52 251V250H51ZM59 251V250H58ZM68 251V250H67ZM73 251V249H72ZM82 251V250H81ZM182 251V250H181ZM196 251L198 252L199 250L196 249ZM227 251V252H228ZM66 252V251H65ZM70 252V251H69ZM98 252V251H97ZM111 252V251H109ZM116 251H114L115 253ZM124 253V251H122ZM157 252V254H156ZM200 252V251H199ZM205 252V251H204ZM232 252V253H231ZM61 253V252H59ZM81 253V252H80ZM126 253V252H125ZM124 253V254H125ZM132 253V252H131ZM172 253V254H171ZM174 253V255H173ZM178 253V252H177ZM181 253V252H180ZM220 253V254H219ZM43 254V253H41ZM53 254V253H52ZM62 254V253H61ZM74 254V253H73ZM83 253L80 254V256L82 255ZM103 254V252H102ZM110 254V253H109ZM108 254V255H109ZM113 254V253H112ZM215 254H217L215 256ZM46 255V253H45ZM50 255V254H49ZM60 255V254H59ZM86 254H83V259L86 257L84 256ZM99 255V254H98ZM111 255V254H110ZM115 256V254H113ZM118 255V254H117ZM172 255L175 257V259H172ZM184 255V254H183ZM191 255V254H190ZM219 255V256H218ZM225 255V254H224ZM56 256V255H55ZM96 256V255H95ZM113 256V257H114ZM124 256V255H123ZM127 256V255H126ZM186 256V255H185ZM198 256L197 260H198V263L200 261V263L202 264V261H203V264L205 263L204 260L200 259L202 256L201 254L200 255H195V259L196 257ZM200 256V257H199ZM232 257V255H230ZM25 257V256H24ZM38 257V256H37ZM40 257V255H39ZM98 257V256H96ZM105 257V256H103ZM110 257V256H109ZM122 257V256H121ZM154 257V258H153ZM183 257V256H182ZM190 257V256H189ZM188 257V258H189ZM194 257V255L192 256ZM260 259L257 261V258ZM32 258V256H31ZM44 258V257H43ZM79 259H77V263L78 264H81L83 261H85L86 259H84L83 261L81 260L82 257H78ZM81 258V259H80ZM87 258V257H86ZM111 258V257H110ZM115 258V257H114ZM152 258V259H151ZM233 258V257H232ZM42 259V258H41ZM46 259V258H45ZM67 259V258H66ZM98 259V258H97ZM117 259V258H115ZM185 259H187L185 257ZM215 259V258H214ZM25 260H26V257H25ZM29 260V259H28ZM36 260V259H35ZM34 260V262H35ZM51 260V259H50ZM106 260V258H104V261ZM114 260V259H113ZM121 260H123L121 258ZM202 260V261H201ZM15 261V260H14ZM13 261V262H14ZM39 261V260H38ZM37 261V262H38ZM62 261V260H61ZM98 261V260H97ZM120 261V260H119ZM190 261V260H189ZM33 262V261H32ZM81 262V263H80ZM110 262V261H108ZM112 262V261H111ZM122 262V261H120ZM148 262V263H147ZM258 262V263H257ZM18 263V262H17ZM27 263V262H26ZM29 263V262H28ZM53 263V262H52ZM105 264L107 263V261L104 262ZM192 263H193V260H192ZM199 263V264H200ZM209 263V262H208ZM31 264V263H30ZM37 264V263H36ZM40 264V263H39ZM43 264V262H42ZM51 264V263H50ZM60 264V263H59ZM70 264V263H68ZM75 264V263H74ZM103 264V263H102ZM127 264V263H126ZM178 264V263H176ZM206 264V263H205ZM217 264V263H216ZM231 264V263H230ZM250 264V263H248Z\"/></svg>",
	"mask_w": 264,
	"mask_h": 264
},
{
	"label": "rangeland",
	"instance_id": "rangeland-1",
	"mask_svg": "<svg viewBox=\"0 0 264 264\" xmlns=\"http://www.w3.org/2000/svg\"><path fill=\"white\" fill-rule=\"evenodd\" d=\"M64 2L67 1V0H63ZM71 1V0H68V2ZM74 1V0H73ZM73 1H71L73 3ZM77 1V2H76ZM73 4L75 5L76 7V10L78 9V7L80 8V10H82L81 7H83L84 9V6H87L86 2H89L88 0H76ZM172 0H161V3L162 5H164L165 7H167L168 4L171 3ZM178 1V2H177ZM181 1L182 5L180 4H176V3H179ZM186 1V3H184ZM199 1V2H198ZM204 0H176V3L174 2L173 5H171L169 7L168 5V8L166 9L167 10V14L170 13V21H166L163 25L160 27L161 30L160 32L164 31L165 33H167L168 35V38H172L170 40V44L171 46L173 47L172 48V53L169 57V63H170V68L174 67L172 70H175V72L177 73L178 75V82L179 84L178 85H181V86H178V89L180 90H184L186 91V93L188 94V98H187V101L185 99V97L187 96H184V97H176L178 99L175 98V102L173 103L172 106H170L171 108L169 109H166L165 106H162V107H165L164 108H160L159 110H153V111H149L150 113V116L152 115L153 117V120L151 121V124L149 127V130L150 132L147 134H152V135H149V139L150 140H159V145L157 147V150L154 154L149 155L147 154L146 152H144V150H142L141 148L139 149V151H143L144 153H146V156L143 152L139 153L138 151H136V154L138 153V156L137 155V158H136V154L134 156H131L130 158V152L128 151L129 149H127L128 147L125 145L124 146V132L126 130V124H128V128L127 130L125 131V133L128 131V129H133L135 131V128H131L130 126L133 127L132 123L129 122V123H126L127 121H125V119H120L118 120V122H115L117 123V125L114 123L111 127V129H109L110 131H96L95 132V135H100V136H96V140L95 138L91 137V139L95 140H89L88 142V139L84 142H79L78 143V139H79V133H76V132H79L78 131V128L72 126V128H68L67 126H65V128L63 127L62 124H64V121L66 120V116H67V113L65 112V110L67 109L66 107V103H65V100H66V95H65V90L63 89L64 86H62L63 84L65 85L64 83V80L66 81V77H67V74L63 75V73H65L66 71L68 70H65V72L61 69H70L72 68L73 65H77L78 63L75 61L74 63L72 62L73 59L70 60V63H68L67 61L69 60L70 57H68L66 60V65H70L71 63L73 64L72 66H66L65 68H58V71L60 72H57L56 73L58 74L57 78H56V82H55V85H54V99H55V105L53 106L54 108L52 109V117H51V121L49 126L51 127H48V135L46 134V137H47V142L45 141L44 139V142H46L44 144V150L41 146L40 148V152L43 150V155L42 153L39 155H36L38 156V161L34 160L36 164L32 165L33 166V169L32 170H28L27 172V168L23 167L24 170V176L22 175V178H24V181L23 183V188H25V190H22L21 191V197H20V200H21V210H19L18 206H20V203H19V197L17 199H15V197H13V200H15V202L13 201V205L10 206L9 209H12V207L14 208V211L16 212L15 210V207H18L15 215H18L14 216V223H13V220H12V226L9 227L11 224L9 223L8 227L6 229H9L7 230L8 233H4L6 234L4 236L3 231L5 230V226L3 227L1 225V231H0V264H78L77 263V259H79L78 257H82V261L84 259H86L85 261H83L81 264H105L104 262L107 261L106 264H129V260L131 258L132 255H134V252L133 253V250H134V242L136 241L137 242V239H141V237H139L142 232L144 231V228L146 227V221L144 220H147L145 218V216L143 215V213L145 212L146 208L148 209L147 205H149L150 201L154 202V204L156 203L157 200H160L159 203H162L160 204L161 205V208L162 210H164L163 212H161V214L163 213H166V217L170 218V219H174V221H176L177 219H180L182 216L183 218H181L182 220H185V217L184 216H187V215H190L191 216V219H193V221L191 222H194L195 224H197L196 226L198 225H206L208 223H213L215 226H217V224H220L219 226H221V228H217L219 229L220 233L216 231V233H219V235L221 234L222 236L224 235V237L221 236V238H225V237H229L233 234H235L237 232V229L238 227H241V226H244L243 224L241 225V222L238 223V221H242V220H238V219H246V218H253V220H250V222L254 221V219L256 220H260L261 221V217H264V212H258L257 210V207H256V210L255 209H248L247 207V204H245L244 200H243V203H241L238 198V193L239 195L244 191V188L243 189H236L238 190L237 192H233L232 189L235 190V187L237 186V180H240L242 179V175L244 173V176L245 178H248L249 180H245L244 178V182H251L250 180L252 179L251 176L254 178L252 179V183H257L259 186L257 187L256 184H252V186H249L250 188H252V192L253 189L256 190L255 188H259L261 187H264L262 185H264V182H262V180H264V176H260V178H258V176H254V174H252L253 172L251 171V169H254V167H256V165L258 166L257 163L261 164L259 161H261L262 159H264V156H262V153H264V148L261 147L264 146V138H257L256 136L254 137H251L249 138V142L253 143V146H254V150L255 151V154L257 153V155H252L254 156L253 159H250V161H248L247 163V160L245 162V165L248 167L247 170L248 171V174L246 173V171H243L245 170L246 167L243 163H241L242 161H240L241 159V156H240V152L239 149H238V146L236 147V145L238 144V139H241L240 136L243 138V137H248V136H253L251 135V132L252 130H249V129H252V127H258L260 122H257L259 121L260 119L262 120V117H264V97L260 99V96L258 97L257 93H254L255 95L251 94V91H249L248 89H251L253 90L255 85L256 87L255 88H258V85L261 83H264V46H255L257 48V54H258V60L261 61V65H259L258 63V66H246V67H243L242 65L239 66V63L236 62L237 60L234 58L232 59V51L231 49H228L224 43H235V45H238L240 48H243L245 46V43L246 42H251L252 39H264V32L262 31H256V30H250L251 27L250 25H252V14H258V15H264V0H215L213 5L210 6L208 3L205 4V1L202 2ZM203 4H202V3ZM71 3V5H72ZM77 3V5H76ZM84 3L86 5H84ZM184 3V5H183ZM197 3V4H196ZM70 4V3H69ZM68 4V5H69ZM81 5V7H80ZM83 5V6H82ZM174 6V7H173ZM178 6V7H176ZM182 6V7H181ZM184 6V8H183ZM172 7V8H171ZM186 7V8H185ZM215 7V8H214ZM179 8V9H178ZM75 9V8H73ZM72 9V10H73ZM176 9H178V13L176 11ZM168 13V11H170ZM183 10V11H182ZM74 13H75V10H73ZM72 11V13H73ZM79 10H77L76 12H78ZM80 13L82 11H79ZM78 12V15L80 14ZM174 12V13H172ZM77 14V13H75ZM172 14V15H171ZM177 16H176V15ZM180 14V15H179ZM236 15L234 17V15ZM242 14V15H241ZM241 15V16H240ZM74 16H77V15H74ZM173 16V17H171ZM234 17L236 18L237 16V20L234 19L233 22H231L228 26H225L224 27V21L223 20H226L227 18L230 19V17ZM73 17V16H72ZM177 17V18H175ZM175 18V19H174ZM173 19V21H172ZM177 19V20H176ZM75 20V18H74ZM223 21V22H222ZM168 22V23H167ZM73 24H68V28L66 27L65 30H64V33L66 35V37L64 38V46L66 48V56H69L70 53L72 52H75V48H76V44L78 43V41H76V32L74 30V28H76V26L74 27L73 25L74 22H72ZM171 23V25H170ZM179 25H178V24ZM182 23V24H181ZM206 23V24H205ZM166 24V25H165ZM193 24V25H192ZM169 25V26H168ZM176 25V26H175ZM71 26V28L69 27ZM73 26V27H72ZM188 26V27H187ZM168 29H167V28ZM173 27V28H171ZM186 27V28H185ZM191 27V28H190ZM195 27V28H194ZM197 27V28H196ZM200 27V28H199ZM205 27V28H204ZM159 28V29H160ZM189 28V29H188ZM208 28V29H207ZM71 29V30H70ZM164 29V30H163ZM170 29H171V32H170ZM174 31H173V30ZM187 29V30H186ZM198 29V30H197ZM201 29V30H200ZM167 32H166V31ZM186 30V31H185ZM191 30V31H190ZM239 30V31H238ZM235 31H237L235 33ZM67 32V33H66ZM169 32V33H168ZM186 33L187 35L183 34V33ZM189 32V33H188ZM243 32V33H241ZM171 34V36H170ZM189 34V35H188ZM240 34V35H239ZM68 35V36H67ZM184 35V36H182ZM208 35V40L205 39V37H207ZM213 35V36H212ZM239 35V36H238ZM174 36V38H173ZM180 36V37H179ZM204 36V38H202ZM75 37V38H74ZM178 37V38H177ZM186 37V38H185ZM180 38V39H179ZM185 38V40H184ZM213 38V39H211ZM67 39V40H66ZM73 39V41H72ZM178 42H175L177 41ZM66 40V42H65ZM182 40V41H181ZM184 40V41H183ZM198 40V41H197ZM203 40V42H201ZM210 40V41H209ZM249 40V41H248ZM173 41V43H172ZM205 41H209V42H212L213 45L215 46V49L211 50L210 52H207L205 49H204V43ZM187 42V43H185ZM196 42V43H195ZM66 43V44H65ZM176 43V44H174ZM198 43V44H197ZM216 43V44H215ZM176 46L174 47L173 46ZM202 44V46H201ZM66 45V46H65ZM78 45V44H77ZM181 47H180V46ZM185 45V46H184ZM197 45V46H196ZM194 46V47H193ZM179 47V48H178ZM182 47H184V49L187 51H179V49H183ZM200 47V48H199ZM64 48V49H65ZM198 48V49H197ZM204 50H202V49ZM217 48V49H216ZM75 49V50H74ZM73 50V51H72ZM176 50V51H175ZM178 50V51H177ZM193 50V51H192ZM215 50V51H214ZM72 51V52H70ZM183 51V53H182ZM190 51V52H189ZM204 51V52H202ZM69 52V53H68ZM176 52V53H175ZM189 52V53H188ZM206 52V53H205ZM215 52V53H214ZM64 53H65V50H64ZM192 53V54H191ZM210 53V54H209ZM180 54V55H179ZM215 54V55H213ZM222 54V55H221ZM73 55V53H72ZM178 55V56H177ZM201 55V56H200ZM209 55V56H207ZM213 57L212 60L211 57ZM172 57V58H171ZM179 57V58H178ZM206 57H208L209 59H207ZM0 64L1 63H5L4 59H6L5 57H0ZM185 58V60H184ZM187 58V59H186ZM189 58V60H188ZM204 58V59H203ZM80 58L76 59L77 61H79L80 63ZM83 60V58H81ZM172 59V60H171ZM3 61V62H2ZM84 61V60H83ZM175 61V62H174ZM182 61V62H181ZM82 62V61H81ZM184 62V63H183ZM192 62V64H190ZM223 62V63H222ZM3 65L5 66L6 63ZM174 66H173V65ZM182 64V65H181ZM184 64V65H183ZM189 64V68L192 67V65H194L192 68H194L196 71H193L194 74H188L189 76H181V71L183 70V68H186L187 65ZM3 65L0 67L2 68ZM63 66V67H64ZM186 66V67H185ZM191 66V67H190ZM74 67V66H73ZM183 67V68H182ZM198 67V68H197ZM188 68V67H187ZM202 68V69H201ZM209 68V69H208ZM60 69V70H59ZM181 69V70H180ZM199 69V71H197ZM9 68L8 66L6 65L3 70L1 69V73L2 75H4L3 77L4 78H7L8 74L10 71H8ZM179 70V71H178ZM201 71V72H200ZM213 71V72H212ZM205 72V73H204ZM8 73V74H7ZM197 74V75H196ZM6 75V76H5ZM193 75V76H191ZM202 77H201V76ZM64 76H66L64 78ZM186 76V77H185ZM199 76V77H198ZM195 77V78H193ZM187 79V80H185ZM203 79V80H202ZM198 80V81H197ZM207 80V81H206ZM182 81V82H181ZM177 82V83H178ZM185 82V83H183ZM191 82H193L191 84ZM195 82V83H194ZM204 83V84H203ZM183 84V85H182ZM188 84V85H187ZM203 85V86H202ZM183 86V87H182ZM190 86V87H188ZM260 86V85H259ZM180 87V88H179ZM199 87V88H198ZM60 90H59V89ZM65 88V87H64ZM198 88V89H197ZM201 88V89H200ZM207 88V89H206ZM57 89V90H56ZM62 89V90H61ZM57 91V92H56ZM188 91V92H187ZM249 91V92H248ZM61 92V93H60ZM180 92V91H179ZM64 94V95H63ZM190 94V95H189ZM126 96V97H125ZM197 96V97H196ZM212 96V97H211ZM225 96H228V104H235L237 105L239 108H232L230 105H226L224 104V97ZM123 97L125 99H123ZM214 97V98H213ZM221 97V98H220ZM120 99V102H122L123 104L127 102V95H120L119 96ZM180 98V99H179ZM183 98V99H182ZM257 98V99H256ZM217 99V100H216ZM223 99V101H222ZM230 99V100H229ZM123 100V101H121ZM126 102H125V101ZM185 100V101H184ZM192 100V101H191ZM255 100H258L257 102ZM182 101V102H181ZM262 101V103H261ZM60 102V103H59ZM232 102V103H231ZM235 102V103H234ZM257 104H256V103ZM182 103V104H181ZM255 103V104H253ZM260 103V104H259ZM178 104V105H176ZM191 104V105H189ZM175 105V106H174ZM255 105V106H254ZM62 106V107H61ZM64 106V107H63ZM174 106V107H173ZM230 106V107H229ZM58 107V108H57ZM65 108V109H64ZM181 108V109H180ZM185 108V109H184ZM177 109V110H176ZM163 112L166 111V112ZM171 110V111H169ZM184 112H183V111ZM239 110V111H238ZM62 111V112H61ZM67 111V110H66ZM160 111V113H159ZM180 111V113H179ZM152 112V113H151ZM155 112L157 114H155ZM169 112V113H168ZM176 112V113H175ZM178 112V113H177ZM183 112V113H181ZM55 113V114H54ZM167 113V114H166ZM66 114V115H65ZM178 116H175L177 115ZM63 115V116H62ZM65 115V116H64ZM155 115V116H154ZM165 115V116H164ZM157 116V117H156ZM170 116V118H169ZM172 116V117H171ZM183 116V117H182ZM155 117V118H154ZM159 117V118H158ZM161 117V118H160ZM65 120H64V119ZM157 118V120H156ZM168 118V119H167ZM50 119V117H49ZM54 119V120H53ZM164 119V120H163ZM1 120V118H0ZM63 122H61V121ZM157 123H156V121ZM162 120V121H161ZM168 120H171V121H168ZM49 121V120H48ZM56 121V122H55ZM160 121V122H159ZM175 121V122H174ZM159 122V123H158ZM171 122V123H170ZM257 122V123H256ZM131 123V125H130ZM180 123V124H179ZM242 123V124H241ZM253 123V124H252ZM259 123V124H258ZM122 124V125H121ZM154 124V125H153ZM247 124V125H246ZM65 125V124H64ZM87 125V126H86ZM117 127H116V126ZM166 125V126H165ZM168 125V126H167ZM255 125V126H254ZM258 125V126H257ZM85 126L90 128V125L89 123H85ZM124 126V128L122 127ZM159 126V127H158ZM161 126V128H160ZM165 126V127H164ZM172 126V127H171ZM180 126V127H179ZM60 127V128H59ZM67 127V128H66ZM130 127V128H129ZM167 130H166V129ZM249 128V129H248ZM0 129H1V126H0ZM52 129H53V132H52ZM70 131H66V130ZM74 129V130H73ZM117 129V130H115ZM124 129V130H123ZM153 129V131L151 130ZM160 129V130H159ZM172 129V130H171ZM183 129V130H182ZM248 129V130H247ZM47 130V129H46ZM64 130L66 132V134L64 133ZM77 130V131H76ZM86 130H88L86 128ZM112 130V131H111ZM161 130L163 131L161 133ZM169 130V132H168ZM182 130V131H181ZM245 132H243V131ZM60 131V133L58 132ZM63 131V132H61ZM90 131V129H89ZM116 131V132H115ZM167 131V132H166ZM171 131V132H170ZM233 131V132H232ZM240 131V132H239ZM50 132V134H49ZM53 134H52V133ZM72 132V133H71ZM98 132V133H97ZM102 132V133H101ZM129 132V131H128ZM132 133H135L133 131H130ZM68 133V134H67ZM70 133V134H69ZM121 133H122V136H121ZM160 133V134H159ZM168 133V134H167ZM105 134V135H103ZM109 134V135H108ZM154 134V136H153ZM164 134V135H163ZM173 134V135H172ZM227 134V135H226ZM239 134V135H238ZM244 134H246L247 136H245ZM249 134V135H248ZM61 135V136H60ZM62 135L64 137H62ZM70 135V136H69ZM74 135V138L72 137ZM103 135V136H102ZM113 135V136H112ZM118 135V136H116ZM158 135V136H156ZM244 135V136H243ZM50 136V137H49ZM160 136V137H159ZM163 136V138H162ZM178 136V137H177ZM235 136V137H234ZM77 137V138H76ZM102 137V139H101ZM119 137H121V139H119ZM152 137V138H150ZM168 137V138H166ZM230 137V138H229ZM66 138V139H65ZM68 138V139H67ZM71 138V139H69ZM76 138V139H75ZM98 138V139H97ZM100 138V139H99ZM113 138V139H112ZM116 138V139H114ZM155 138V139H154ZM159 138V139H158ZM163 139L162 141H160L161 139ZM222 138V139H221ZM65 141H63V140ZM73 139V140H72ZM109 139V140H108ZM166 139H169V140H166ZM171 139L173 141H171ZM176 139V140H175ZM227 139V140H226ZM77 140V142L75 141ZM113 140V141H112ZM119 140H121L119 142ZM166 140V141H165ZM182 140V141H181ZM216 142H215V141ZM233 140V142H232ZM262 140V142H261ZM63 143H62V142ZM72 141V142H71ZM75 141V142H74ZM123 141V142H122ZM191 141V142H190ZM43 142V143H44ZM92 144H91V143ZM98 142V143H97ZM101 142V143H100ZM111 142V143H110ZM119 142V143H118ZM137 142L138 140H136L134 142L133 145H136V150H138L137 148ZM214 142V143H213ZM231 142H232V145H231ZM237 144H236V143ZM42 143V145H43ZM68 143V144H67ZM72 143L74 145H72ZM77 143V144H76ZM82 143V144H81ZM85 143H88L85 144ZM108 143V146L107 148H105V146L107 145ZM113 143V144H112ZM121 143L123 145H121ZM136 143V144H135ZM161 143H164V145ZM174 143V144H173ZM176 143V144H175ZM251 143V144H252ZM65 144V146H64ZM80 144V145H78ZM91 144V145H90ZM116 144V145H115ZM196 144V145H195ZM198 144V145H197ZM200 144V145H199ZM214 144V145H213ZM217 144V145H216ZM261 144V145H260ZM46 145V146H45ZM50 145V146H49ZM93 145V146H92ZM98 145V146H97ZM111 145V146H110ZM175 145V146H173ZM183 145V146H182ZM190 145V146H189ZM193 145V146H192ZM202 145V146H201ZM260 145V147H259ZM60 146L62 147V149L60 148ZM70 146V147H69ZM76 146V147H74ZM90 146V147H89ZM104 146V147H103ZM118 146V147H117ZM162 148H161V147ZM170 146H173L172 149ZM230 146V147H229ZM57 147L58 150H57ZM73 147V149H72ZM80 149H79V148ZM82 147V149H81ZM97 149H96V148ZM100 147V148H99ZM102 147V148H101ZM110 147V148H109ZM113 147V149H112ZM115 147V148H114ZM234 147V148H233ZM235 147H236V151L232 152L233 149L235 150ZM66 148V149H65ZM69 148V150H68ZM86 148V149H85ZM90 148V150L88 149ZM121 148V149H120ZM170 148V149H169ZM180 148V149H179ZM59 149H60V152L62 154V152L64 151L65 154H63L61 156L60 152H59ZM100 149V150H99ZM103 149V150H102ZM112 149V150H111ZM124 149V150H123ZM186 149V150H185ZM208 149V150H206ZM219 149V150H218ZM221 149V150H220ZM226 149V150H225ZM238 149V150H237ZM68 150V151H67ZM73 150V151H72ZM80 150V151H79ZM82 150V151H81ZM86 150V151H85ZM97 150V151H96ZM107 150V151H106ZM164 150V151H163ZM172 150L174 151V153L176 154H172L171 152ZM180 150V151H179ZM197 150V151H196ZM231 150V151H230ZM46 151V152H45ZM88 151V152H87ZM94 151V152H92ZM109 151V152H108ZM113 151V152H112ZM159 151V152H158ZM241 151V150H240ZM38 152V154L40 153ZM59 152V155L57 154ZM63 152V153H64ZM77 152V153H75ZM105 152V153H104ZM120 152V153H119ZM184 152V153H183ZM192 152V153H191ZM228 152V153H227ZM254 152V151H253ZM259 152V153H258ZM48 153V154H46ZM99 153V154H98ZM111 153V154H110ZM123 153V154H122ZM125 153V155H124ZM161 153V154H159ZM163 153V154H162ZM169 153L171 154V156L169 155ZM232 153V154H231ZM234 153H238L239 154V158H238V154L237 155V159H236V156H233ZM59 156V158H57V155ZM72 154V155H71ZM74 154V155H73ZM90 154V155H89ZM96 154V155H95ZM102 154V155H101ZM129 154V158H128V155ZM65 155V158H63V156ZM79 155V156H78ZM95 155V156H93ZM108 155H109V158H108ZM115 155V158L114 156ZM164 155V156H163ZM174 155V156H173ZM178 155V156H177ZM196 155V156H195ZM260 155L262 156V158L260 159ZM42 156V158H41ZM73 156H75L74 160L72 159ZM88 156H91V159H92V162L95 161L97 163V167L99 166V168L96 169V166H95V169L94 170H99L98 172H100V169L103 167V164H104V167L101 169L102 172H100V176H102L103 178H105V174L108 173V171L111 169L112 170V177L111 178V183L108 184V186H106V189L104 186H101L100 183L98 182V179H94V176H93V179H92V175L95 174L93 173L91 175V177L88 175V178L90 177L92 180H89L90 181L88 184H87V178H86V182L82 181L80 178H78L76 176V166L77 164H80L81 161L79 160H84V158L86 159ZM100 156H102V158H100ZM103 156H106V160L105 158H103ZM123 156V158H122ZM162 156V158H161ZM165 156H166V159H165ZM182 156V159H180ZM186 158L184 159L183 158ZM195 156V158H194ZM198 156V158H197ZM211 156V158H210ZM251 156V155H250ZM249 156V158H250ZM251 156V158H252ZM255 156H256V162H257V159L259 160L257 163H254L255 162ZM47 158V159H46ZM78 160H77V159ZM87 158V159H88ZM94 158V160H93ZM112 158V159H111ZM121 158V159H120ZM151 160L150 158H153L151 160V164L148 165V162ZM150 160H149V159ZM200 158V159H199ZM205 158H207L205 160ZM232 158V159H231ZM43 159V160H42ZM65 160V159H70L69 160V163H68V160L67 162H61V160ZM90 159V158H89ZM88 159V160H89ZM101 159V160H100ZM111 159V160H110ZM116 159V160H115ZM119 161H118V160ZM126 159V160H125ZM160 159V161H159ZM169 159V160H168ZM240 159V160H239ZM55 160V161H54ZM58 160V161H57ZM74 162H72V161ZM97 160V161H96ZM113 160V161H112ZM123 160V162L125 164H123V162L121 163V161ZM134 160V161H133ZM142 160V162L140 161ZM144 160V161H143ZM164 160V161H163ZM198 160V161H197ZM203 160V161H201ZM239 160V161H238ZM254 160V161H252ZM78 161V162H76ZM91 161V160H90ZM105 161H106V164H105ZM112 161V162H111ZM132 161V162H131ZM146 161V162H145ZM162 161V162H161ZM166 161V162H165ZM174 161V162H173ZM176 161V162H175ZM180 161V162H179ZM194 163H193V162ZM233 161V162H232ZM48 162V163H47ZM117 162V163H115ZM129 163V165L127 163ZM160 162V163H159ZM57 163V164H56ZM68 163V164H66ZM108 163V164H107ZM119 163V164H118ZM131 163V164H130ZM135 163V164H134ZM154 163V164H153ZM164 163V164H163ZM172 163V164H170ZM177 163V164H175ZM180 163V164H178ZM183 163V164H182ZM189 163V164H188ZM247 163V164H246ZM88 164V163H87ZM95 164V163H94ZM102 164V165H100ZM145 164V165H143ZM147 164V165H146ZM161 166H160V165ZM167 164V165H166ZM185 164V165H184ZM188 164V165H187ZM235 164H239V168L235 166ZM241 164H243L242 166H240ZM256 164V165H255ZM23 165H26V164H23ZM36 165H38L36 167ZM42 165V166H41ZM61 165V167H60ZM93 165V164H92ZM96 165V164H95ZM125 166L128 170L125 169V167H122L124 168L123 170L119 167L121 166ZM128 165V166H126ZM175 165V166H174ZM191 165V166H190ZM198 165V166H197ZM28 166H31V165H26V167ZM55 166V167H54ZM62 166L64 168H62ZM73 166V167H72ZM79 166V165H78ZM87 166V165H86ZM88 170L92 171L93 169H89L91 168L90 167V164H88ZM109 166V167H108ZM117 166V167H116ZM140 166V167H139ZM147 166V167H146ZM150 166V167H148ZM166 166V167H165ZM169 166L170 169H167V167ZM182 166V167H181ZM71 169H70V168ZM132 167V168H131ZM145 167V170L142 169ZM153 167V168H152ZM190 167V169H189ZM235 169V170H233ZM242 167L244 168L242 171ZM29 168V167H28ZM61 168V169H60ZM76 168V169H75ZM93 168V167H92ZM134 168V169H133ZM139 168V169H138ZM148 168V169H147ZM176 168V169H175ZM183 168V169H182ZM194 168V170L192 169ZM238 170H237V169ZM121 169V170H120ZM136 169V170H135ZM142 169V170H141ZM165 169V170H164ZM167 169V170H166ZM174 169V171H173ZM207 169V170H206ZM231 169L233 172H231ZM256 169V168H255ZM254 169V170H255ZM33 170H35V172H32ZM42 170V171H41ZM53 170V171H52ZM58 170V171H56ZM134 170L133 173H131V171ZM164 170V171H163ZM197 170V171H196ZM240 170V171H239ZM55 171V172H54ZM66 171L65 173L67 174L68 172V175H65V173L63 174L62 172ZM73 171H75L73 173ZM87 171V170H86ZM88 171V172H90ZM115 171V172H113ZM126 171V173H124ZM142 171V173H141ZM144 171H146L144 173ZM159 171V172H158ZM161 171V173H160ZM171 171V173H170ZM181 171V172H180ZM185 171V172H184ZM195 171V172H194ZM251 171V173H250ZM27 172V174H26ZM32 172V173H31ZM41 172V173H40ZM49 172V173H48ZM57 172V173H56ZM69 172L70 175H69ZM129 172V173H128ZM168 172V173H167ZM174 172V173H173ZM190 172H194L192 174L194 175H188ZM199 174H198V173ZM239 172H242L241 177L237 175V173ZM105 173V174H104ZM137 173V174H136ZM144 173V174H143ZM147 173V175H146ZM154 173V174H153ZM178 173V174H177ZM205 173V174H204ZM212 173V174H211ZM232 173V174H231ZM235 173V174H234ZM250 173V174H249ZM33 174V177L30 176ZM89 174V173H88ZM132 174V177L130 178L129 175ZM153 174V177H151ZM197 174V175H196ZM211 174V175H210ZM214 174V175H213ZM220 174V175H219ZM230 174V175H229ZM252 174V175H251ZM27 175V176H25ZM37 175V176H36ZM60 175V177H59ZM133 175H136L137 176V179L136 176H133ZM142 175V176H141ZM145 175V176H144ZM163 175V176H162ZM181 175V176H180ZM213 175V176H212ZM233 177H232V176ZM238 177H236V176ZM249 175H250V178H249ZM54 176V177H53ZM70 176V177H69ZM72 176V177H71ZM116 179H115V177ZM151 178H150V177ZM175 176V177H174ZM220 176H222V178H225L224 180L226 182H223V183H228L226 186L224 184V188L227 187V190H231L232 193H237L235 195V201L233 203L234 205H236V207L232 206L231 209L233 208L232 211H227L228 208L225 204H230V199L227 200L225 198H222V197H217V198H213V197H210L211 194L208 193L207 189H206V185L205 184V181H206V178H212V177H216V178H220ZM32 177V178H31ZM50 177V178H49ZM61 177H65V178H68L69 179V183L68 185H66L67 187H72V185H74V188H71L70 187V191L68 192L67 191V195H71L72 197H75L74 198H82V197H85V196H88L91 197L90 195H87L88 191L86 190H90V192L92 194L96 193L93 195V198H97L96 201L95 199H93L95 205H97L99 208H104L105 205H108L107 207L110 208V215L107 214L108 216V219H109V222L107 220V216L102 219V220H93L92 216H90V214L88 212H85L84 214H82V216H75V213H73L74 211H76V209L78 208L77 205L75 203H71L70 201H72L71 199H68V197L65 199L66 197V192L64 190V188L66 187L65 185L63 186V183H62V188H60V186L57 187V189L55 188V184H60V181L59 179H62ZM121 177V178H119ZM124 177V178H123ZM128 177V178H127ZM168 177V178H167ZM170 177V178H169ZM173 177V178H172ZM179 177V178H178ZM191 178V181L192 184L189 185L191 182L190 181V178ZM201 177H204L205 178V181H203L201 179ZM230 177V178H229ZM237 179H236V178ZM240 177V178H239ZM29 178V179H28ZM40 178V179H39ZM118 178V179H117ZM134 178V180L132 179ZM184 178V179H183ZM186 178V179H185ZM200 178V179H199ZM222 178H220L222 180ZM232 178H235V179H232ZM51 179V180H49ZM71 179V180H70ZM132 179V180H131ZM160 179H163V180H160ZM229 181H228V180ZM232 179V180H230ZM242 179V180H243ZM258 179H262V180H258ZM56 180H59L58 182ZM113 180V182H112ZM118 180V181H117ZM136 180V181H135ZM151 180V181H150ZM165 182H162L164 181ZM181 180V181H180ZM183 180V181H182ZM187 180V181H186ZM189 180V182H188ZM235 180V181H234ZM26 181V182H25ZM32 181V182H31ZM45 183H44V182ZM57 183H56V182ZM75 181V182H74ZM79 181V182H78ZM95 181V182H94ZM131 181V182H130ZM137 182V183H132V182ZM143 183H142V182ZM157 181H159L160 183L162 182V185H158L157 186ZM167 181V183H166ZM173 181V182H172ZM197 181V182H196ZM228 181V182H227ZM255 181V182H254ZM48 184H47V183ZM51 182V183H50ZM55 182V183H53ZM83 182H84V185H83ZM120 182V183H119ZM235 182V183H234ZM247 182V183H248ZM27 183V184H26ZM29 183V184H28ZM73 183V184H71ZM82 183V184H81ZM93 183V184H91ZM132 183V184H130ZM151 183V184H150ZM156 183V184H155ZM159 183V184H160ZM171 185H170V184ZM179 183V184H178ZM182 183V184H181ZM189 183V184H188ZM202 183V184H201ZM237 183V184H236ZM51 184H54L52 185L55 186L53 188H51V191H53L54 193V190L52 189H55V191H61L60 192V195L57 197H54V198H50L48 196V192L50 193V189H48V192H47V187H51ZM58 184V185H59ZM87 184L88 186L85 187ZM90 184V185H89ZM118 184V185H117ZM134 184H136L134 186ZM152 184H154L152 186ZM169 184V185H167ZM181 184V185H180ZM189 186H188V185ZM236 184V186H235ZM261 184V185H260ZM26 185V186H25ZM33 185V186H32ZM94 185V186H93ZM116 185V187H115ZM120 185V186H119ZM126 185V186H125ZM156 185V186H155ZM185 185V186H184ZM197 185V186H196ZM250 185V184H249ZM30 186V187H29ZM45 186V187H44ZM101 186V187H100ZM111 186V187H110ZM145 186V187H143ZM179 186V188H178ZM184 186V187H183ZM194 186V187H193ZM230 189H229V187ZM27 187V188H26ZM90 187V188H89ZM110 187V188H109ZM120 187V188H119ZM131 190H129L130 192H126L127 196L125 195V191H128L127 189L125 188H128ZM143 187V189H142ZM160 187V188H159ZM238 187V186H237ZM236 187V188H237ZM248 189L247 190H251V189ZM22 188V189H23ZM86 188V189H85ZM88 188V189H87ZM102 188V189H101ZM193 188V190H192ZM199 188V189H198ZM201 188V189H200ZM28 189V190H27ZM61 189V190H59ZM68 189V188H67ZM76 189V190H75ZM79 189V190H78ZM103 189L104 192H103ZM118 189V190H117ZM136 189V190H135ZM150 191H149V190ZM152 189V191H151ZM156 189V190H155ZM164 189V190H163ZM175 189V191H174ZM178 189V190H176ZM198 189V190H197ZM260 189V188H259ZM260 189V190H261ZM64 190V192H63ZM74 190V192H73ZM102 190V191H101ZM116 190V191H114ZM120 190V191H119ZM122 190V191H121ZM141 192H140V191ZM160 190V191H159ZM171 190V191H170ZM196 190V192H194ZM200 190V191H199ZM24 191V193H23ZM44 191L47 193L44 194ZM81 191V192H80ZM101 191V193H100ZM120 193H118V192ZM146 191V192H144ZM163 191V192H162ZM166 191V192H165ZM174 191V192H172ZM178 191V192H176ZM259 192V190L257 189L256 192ZM30 192V193H29ZM32 192V194H31ZM65 194H63V193ZM94 192V193H93ZM114 192V193H113ZM117 192V193H116ZM149 192V194H148ZM172 192V193H171ZM180 192V193H179ZM229 192L228 191V195H229ZM230 192V193H231ZM52 193V192H51ZM50 193V195H51ZM59 194V192H57ZM57 193H54V194H57ZM86 193V194H84ZM107 193V194H106ZM141 193V194H140ZM155 193V194H154ZM164 193V194H163ZM193 193V194H192ZM204 193V194H203ZM248 193V192H246ZM250 193V191H249ZM24 194V196H23ZM30 194V195H29ZM81 194V195H80ZM108 195V196H105ZM136 194H137V197H136ZM146 194V195H145ZM148 194V195H147ZM172 194V195H171ZM183 194V195H182ZM206 194V195H205ZM245 193H242V195H244ZM17 195V193H16ZM47 195V197H45ZM61 195L65 196V197H62ZM104 195V196H103ZM150 195V196H149ZM168 195V196H166ZM203 195V196H202ZM37 196V197H36ZM62 197L64 199H61L60 200L62 201H58L56 200L57 198L59 197ZM97 196V197H96ZM101 196V197H100ZM111 196V197H110ZM141 196V197H140ZM148 196V197H147ZM157 196V197H156ZM159 196H160V199H159ZM164 196V197H163ZM207 196V197H206ZM220 196V195H219ZM223 196V197H224ZM231 196H233L231 194ZM246 196V195H245ZM17 197V196H16ZM50 199H49V198ZM107 197L108 200H107ZM119 197V198H118ZM154 197V198H153ZM239 197H242V196H239ZM47 198V200H46ZM105 198V200L103 199ZM114 198V199H113ZM117 198V199H116ZM132 198V199H131ZM141 198V199H140ZM155 198H158V199H155ZM200 198V199H199ZM234 199V197H231ZM244 198V196H243ZM28 199V201H27ZM49 199V200H48ZM55 199V200H53ZM125 199H126V202H125ZM153 199V200H152ZM168 199V201H167ZM210 199L212 201H210ZM237 199V200H236ZM17 200V201H16ZM19 200V201H18ZM39 200V201H38ZM100 200V201H99ZM148 200V201H147ZM156 200V201H154ZM208 200V202H207ZM232 200V199H231ZM256 200V199H255ZM258 200V199H257ZM256 200V201H257ZM261 201V199H259ZM37 201V202H36ZM44 201V202H43ZM50 201V202H49ZM69 201V202H68ZM135 201V202H134ZM145 201H147V203L149 204H145ZM176 203H175V202ZM225 201V202H224ZM233 201V200H232ZM258 201V202H260ZM264 201V200H262ZM18 203V206H16L15 204ZM105 202H107V204H105ZM123 202V203H122ZM192 202V203H191ZM255 202V201H254ZM252 202V203H254ZM15 203V204H14ZM25 203V204H24ZM43 203L46 204L47 208H44L42 207L43 206ZM59 203V204H58ZM69 203V204H67ZM93 203V204H94ZM158 203V204H159ZM166 203V204H165ZM175 203V204H174ZM189 203V204H188ZM197 203V204H196ZM200 203V204H199ZM237 203V204H236ZM256 203V202H255ZM28 204V205H27ZM52 204V205H51ZM63 204V205H61ZM138 204V205H137ZM152 204V203H151ZM157 204V203H156ZM155 204V205H156ZM157 204L158 207H160L159 205ZM183 204V205H182ZM203 204V205H202ZM206 204V205H205ZM257 205H262L264 204V202H261L258 204L256 203ZM67 205V206H65ZM113 205V206H112ZM135 205V210L133 208V206ZM154 205V206H155ZM187 205V206H186ZM192 205V206H191ZM208 205V206H207ZM243 205V206H241ZM253 206V204H251ZM250 205V206H251ZM28 206V207H27ZM58 206V207H57ZM124 206V207H122ZM126 206V207H125ZM132 206V207H130ZM156 206V207H157ZM175 206V207H174ZM239 206V207H238ZM247 206V207H246ZM255 206V204H254ZM264 206V205H262ZM261 206V207H262ZM38 207V208H37ZM57 207V208H56ZM71 207V208H69ZM73 207H76L73 209L72 211V208ZM113 207V208H112ZM137 207V208H136ZM29 208V209H28ZM63 208H66L67 211L64 212V209ZM116 210H111V209H115ZM140 208V209H138ZM211 208V209H210ZM220 208V209H219ZM227 208V210L225 209ZM240 208V209H239ZM252 208H255V207H252ZM259 208V207H258ZM42 209V210H41ZM56 209V210H54ZM61 209V210H59ZM70 209V210H68ZM121 209L123 211H121ZM128 209V210H127ZM132 209L135 210L133 213H132ZM158 208V210H160ZM176 209V210H175ZM197 209V210H196ZM207 209V210H206ZM227 211H225V210ZM261 209H264V207H262ZM23 210V211H22ZM41 210V211H40ZM45 212H44V211ZM120 210V211H119ZM212 210V211H211ZM22 211V212H21ZM50 211H53L55 213H53L52 215L55 217V218H52V220L54 221V224L55 225H59L60 223V226H62V223L63 226L61 229L65 228L68 229L69 231H66L67 233H64L63 230L59 229L58 227H55V230H53L52 228H49V229H52L51 231L55 232V233H51V231L48 229V226L51 227L48 223V220L49 218H51L50 216L48 217V215H50L52 212ZM111 211L113 213V211L116 213H113L111 214ZM128 211V212H127ZM130 211V212H129ZM142 211V212H141ZM148 211V210H146ZM161 211V210H160ZM244 211V212H243ZM254 211V212H253ZM260 211V209H259ZM21 212V213H20ZM42 212V213H41ZM48 212H50V214H48ZM63 212V213H62ZM189 212V213H188ZM205 212V213H204ZM232 212V213H231ZM236 212V213H235ZM65 213V214H64ZM68 213H71L70 217H68ZM126 213V214H125ZM147 212H145L144 214L146 215ZM173 213V214H172ZM221 213V214H220ZM235 213V214H234ZM73 214L74 216L76 217H73ZM137 214V216H136ZM259 214V215H258ZM0 215H2V211H0ZM23 215V216H22ZM67 215V216H66ZM113 215V217L110 219V217ZM117 215V216H116ZM121 218H120V216ZM124 215V216H123ZM129 215V217H128ZM165 215V214H164ZM163 215V216H164ZM198 215V216H197ZM245 215V216H244ZM115 216V217H114ZM131 216V217H130ZM135 216L134 223H130V218L133 219V217ZM141 218V221H140V218ZM175 216V217H174ZM230 218H228V217ZM18 217V218H17ZM73 217V218H72ZM88 217V218H87ZM91 217V219H90ZM118 217V218H117ZM127 217V218H126ZM166 217H163L166 219ZM188 217V216H187ZM186 217V219H187ZM200 217V218H199ZM220 217V218H219ZM239 217H243V218H239ZM66 218V219H65ZM68 218V219H67ZM69 218H71L70 220L72 221H68ZM75 218V220H77V223L75 221V223H73V219ZM189 218V217H188ZM211 218V219H210ZM214 218V219H213ZM219 220H218V219ZM226 218V219H225ZM238 218V219H237ZM19 219V220H18ZM85 219V220H84ZM105 219L107 221H105ZM119 219V220H118ZM122 219V220H121ZM143 219V220H142ZM169 219V220H170ZM176 219V220H175ZM190 219V218H189ZM236 219L237 221V224L234 225V227H232L233 225H231L232 222H234V220ZM1 220V218H0ZM46 220V221H45ZM91 220V221H90ZM137 220H138V223H137ZM168 220V222H169ZM20 221V222H19ZM42 221V222H41ZM50 221V220H49ZM85 221V222H84ZM88 221V222H87ZM114 221V222H113ZM121 221V222H119ZM126 221L129 222L130 225H128V223H125ZM132 221V220H131ZM144 221V222H143ZM167 221V220H166ZM178 221V220H177ZM214 221V222H213ZM227 223H226V222ZM230 221V222H229ZM36 222V223H35ZM56 222V223H55ZM66 222V223H65ZM91 222V224H90ZM94 222H97V223H94ZM99 222V223H98ZM118 222H119V225L120 227L121 226H127L128 227H131L132 224V228H126L124 226V230L127 232L129 231V235L130 236V241L128 239V242H132L131 244L128 242H126L128 244V246L123 249H117L118 247V241L117 243L115 244L114 242V232H112L113 230H116V232H118V230L121 228H117V226L114 224V223H117L118 225ZM124 222V223H123ZM172 222V221H171ZM190 222V224H191ZM203 222V223H202ZM220 222V223H219ZM250 222H248V227L249 225L251 224ZM255 222V223H256ZM51 223V222H50ZM70 223V224H69ZM88 223V224H87ZM94 223V224H93ZM223 223V224H222ZM225 223V225H224ZM236 223V222H235ZM243 223V222H242ZM255 223H252V225H254ZM259 223V222H258ZM262 223H264V220H262V222L260 223V226L262 225ZM34 224H39V225H34ZM52 224V223H51ZM66 224V225H65ZM73 224L74 227H73ZM112 224V225H111ZM127 224V225H126ZM140 224V225H139ZM144 224V225H143ZM195 224H191L192 228L193 226H195ZM240 226H239V225ZM42 225V226H41ZM54 225V226H55ZM65 225V226H64ZM138 225V227L136 226ZM238 225V226H237ZM257 225V223H256ZM15 226H17L15 228ZM44 226V227H43ZM53 226V227H54ZM70 226L73 228L71 230ZM84 226V227H83ZM88 226V228H87ZM94 226V228H93ZM112 226H116L114 227L115 229H113ZM136 226V228H135ZM142 226V227H141ZM195 226V227H196ZM212 225H210L211 227ZM236 226V232L234 231V228ZM247 226V225H246ZM249 227V228H252V227ZM79 227V228H78ZM82 227V228H81ZM98 227V228H97ZM107 227V228H106ZM112 227V228H111ZM189 227V226H187ZM199 227V226H198ZM196 227V230L197 228ZM204 226H200V230H202ZM207 227V226H206ZM204 227V228H206ZM218 227V226H217ZM224 227V228H223ZM233 229H232V228ZM257 227V226H256ZM255 227V228H256ZM259 227V226H258ZM33 228V229H32ZM45 228V229H44ZM58 228V229H56ZM117 228V229H116ZM134 228V230H133ZM138 228V229H137ZM192 228H190L191 230H193ZM203 228V230H204ZM215 228V227H213ZM211 228V229H213ZM231 228V229H230ZM243 228V227H242ZM261 227H259V230H260ZM3 229V230H2ZM92 229V230H91ZM108 229H113L111 230H108ZM136 229V230H135ZM195 229V228H194ZM241 228H239L238 231H241L240 230ZM254 229V228H253ZM12 230V231H11ZM15 230V231H14ZM46 230V231H45ZM59 230V231H58ZM81 230V231H79ZM87 230V231H86ZM105 230H106V233H105ZM124 230H121L119 235L121 236V234L123 233L122 231ZM185 230V229H184ZM188 230V228H187ZM199 228H198V231L200 232ZM233 230V233H231ZM245 229H242L243 232ZM248 230V229H247ZM246 230V232H247ZM250 230V229H249ZM252 230V229H251ZM250 230V231H251ZM256 230V229H255ZM258 230V228H257ZM254 231V232H258V231ZM35 231V232H34ZM62 231V233H61ZM78 231V232H77ZM186 231V230H185ZM189 231V230H188ZM250 231L248 233H250ZM5 232V231H4ZM60 232V233H59ZM68 232H70L68 234ZM81 232V233H80ZM190 232V231H189ZM228 232V233H227ZM235 232V233H234ZM13 233V234H12ZM51 233V234H50ZM57 233V234H56ZM76 233V234H75ZM78 233V234H77ZM103 233V234H102ZM110 233H113L111 234L112 236L109 238V235ZM118 233H117V240L118 239H123L122 237L118 236ZM140 233V234H139ZM180 233V232H179ZM185 233L184 232V237L182 238L181 235H179L178 233L176 234L177 236H175L176 240H177V237H178V240H177V245L175 246V243H174V252L175 253V257H176V261L175 262L174 260H172L175 264L178 263V264H199L198 263V256L196 257L195 259V255H200L201 254V258L202 260L205 261L206 264H240V262L242 260H239V259H235L234 260V254H230L229 251L227 252L226 250V253L224 251H222L223 253L221 254L222 256L220 257H213L211 256L210 254H208L209 251H207L208 247L205 248H197L195 247L196 249H198L199 251L197 252L195 248L192 247V245L190 244V237H191V232L188 233L190 235V237L188 238V234L187 236H185ZM231 233V234H229ZM33 234V235H32ZM41 234V235H40ZM116 234V233H115ZM124 234V233H123ZM128 233H125L124 235H127ZM182 234V232H181ZM198 234V233H197ZM201 236L203 234L199 233ZM229 234V235H228ZM72 235V238H70ZM81 235V236H80ZM87 235V236H86ZM89 235V236H88ZM124 235H122L124 237ZM133 237H132V236ZM175 235V234H174ZM183 235V234H182ZM200 235H199V238H200ZM227 235V236H225ZM2 236V237H1ZM4 236V237H3ZM10 236V237H8ZM35 236V237H34ZM50 236V237H49ZM53 236V238H52ZM55 236V237H54ZM62 236V237H61ZM75 236V237H74ZM86 236V237H85ZM67 237V238H66ZM174 237V236H173ZM198 237V236H197ZM204 237V236H202ZM232 237V236H231ZM2 238V239H1ZM59 238V239H58ZM63 238V239H62ZM70 241H68L69 239ZM74 238V239H73ZM103 238V239H102ZM112 238H113V242L112 241ZM129 238V237H128ZM230 238V237H229ZM53 241H52V240ZM57 239V240H56ZM79 239V240H78ZM102 239V240H101ZM184 239V240H183ZM189 239V241H188ZM201 239V238H200ZM243 238H241L242 240ZM49 240V241H48ZM82 240V241H80ZM85 240V241H84ZM110 240V241H108ZM174 240V238L172 239ZM179 240L180 243H179ZM202 240H205V239H202ZM224 240V239H223ZM227 240V238H226ZM240 240V241H241ZM246 238H244V241L246 243ZM73 241V242H72ZM116 241V240H115ZM139 241V240H138ZM186 241V242H185ZM200 241V240H199ZM249 241V240H247ZM29 242V243H28ZM48 242V243H47ZM80 242V243H79ZM84 242V243H83ZM87 242V243H86ZM99 242V243H98ZM102 242V243H101ZM109 242V243H108ZM135 242V244H136ZM174 242V241H173ZM173 242H171L170 244H172ZM176 242V241H175ZM202 242V241H201ZM199 242V243H201ZM242 242V241H241ZM250 242V241H249ZM4 243V244H3ZM39 243V244H38ZM44 243V244H43ZM55 243V244H54ZM79 243V244H78ZM105 243V244H104ZM204 243V242H203ZM239 243V242H238ZM53 244V245H52ZM81 244V245H80ZM86 244V245H85ZM125 244V245H127ZM205 244H206V241H205ZM243 244V243H241ZM241 244L239 243V245L241 246ZM55 245V246H54ZM77 245V246H76ZM88 245V246H87ZM111 245V246H110ZM114 245V246H113ZM185 245V246H184ZM201 245H204V244H200ZM246 245V244H244ZM243 245V246H244ZM99 246V248H98ZM104 246V247H103ZM108 246V247H106ZM131 246V247H130ZM137 246V244H136ZM136 246H135V249H136ZM173 246V244H172ZM172 246L170 247V252H172ZM205 246V245H204ZM248 246V248H247ZM251 245H246V248L249 250V252H251L252 254L256 253V250L253 249V247L250 248ZM35 247V248H34ZM47 247V248H46ZM59 247V248H58ZM65 247V248H64ZM72 247V248H71ZM111 247V248H110ZM116 247V248H115ZM129 247V248H128ZM190 247V248H189ZM69 248V249H68ZM75 248L76 251H75ZM86 248V249H85ZM99 250H98V249ZM115 250H112L114 249ZM172 248V249H171ZM176 248V249H175ZM33 249V250H32ZM48 249V250H47ZM73 249V251H72ZM130 249V250H129ZM38 250V251H37ZM52 250V251H51ZM59 250V251H58ZM68 250V251H67ZM82 250V251H81ZM129 250V251H128ZM182 250V251H181ZM66 251V252H65ZM70 251V252H69ZM98 251V252H97ZM111 251V252H109ZM114 251H116L114 253ZM124 251V253L122 252ZM205 251V252H204ZM61 252V253H59ZM87 254L84 255L86 256L84 259H83V254L80 256L81 253ZM103 252V254H102ZM132 252V253H131ZM178 252V253H177ZM181 252V253H180ZM43 253V254H41ZM46 253V255H45ZM53 253V254H52ZM74 253V254H73ZM111 255H110V254ZM115 254V256L113 254ZM173 253V255H174ZM210 253V252H209ZM232 253V252H231ZM50 254V255H49ZM60 254V255H59ZM99 254V255H98ZM109 254V255H108ZM118 254V255H117ZM157 254V252H156ZM172 254V253H171ZM184 254V255H183ZM191 254V255H190ZM220 254V253H219ZM225 254V255H224ZM40 255V257H39ZM56 255V256H55ZM98 257H96V256ZM124 255V256H123ZM127 255V256H126ZM172 255V259H175V257ZM186 255V256H185ZM194 255V257H192ZM217 254H215L216 256ZM232 255V257L230 256ZM26 257V260H25V257ZM32 256V258H31ZM38 256V257H37ZM105 256V257H103ZM111 258H110V257ZM117 258V259H115ZM122 256V257H121ZM183 256V257H182ZM190 256V257H189ZM219 256V255H218ZM44 257V258H43ZM159 253L158 255H155V258L148 264H156L159 260ZM185 257L187 259H185ZM189 257V258H188ZM200 257V256H199ZM42 258V259H41ZM46 258V259H45ZM67 258V259H66ZM98 258V259H97ZM104 258H106V260L104 261ZM121 258L123 260H121ZM215 258V259H214ZM29 259V260H28ZM36 259V260H35ZM51 259V260H50ZM114 259V260H113ZM152 259V258H151ZM260 259L257 258V261ZM15 260V261H14ZM35 260V262H34ZM39 260V261H38ZM62 260V261H61ZM98 260V261H97ZM122 262H120V261ZM128 262H127V261ZM190 260V261H189ZM192 260H193V263H192ZM201 260V261H202ZM262 260V261H261ZM14 261V262H13ZM33 261V262H32ZM38 261V262H37ZM110 261V262H108ZM112 261V262H111ZM240 261V262H239ZM247 262L245 263H250V264H254L252 262H248V260H246ZM260 261L262 262V264H264V259H260ZM18 262V263H17ZM27 262V263H26ZM29 262V263H28ZM53 262V263H52ZM209 262V263H208ZM244 262V259L242 261V263ZM259 262V261H258ZM257 262V263H258ZM204 263V264H205ZM241 263V264H242ZM260 263V262H259ZM140 264V263H138ZM201 264V263H200ZM202 264H203V261H202ZM261 264V263H260Z\"/></svg>",
	"mask_w": 264,
	"mask_h": 264
}]
</instances>
